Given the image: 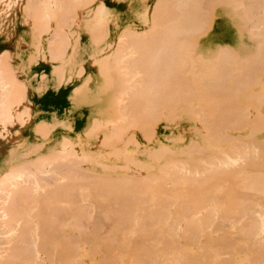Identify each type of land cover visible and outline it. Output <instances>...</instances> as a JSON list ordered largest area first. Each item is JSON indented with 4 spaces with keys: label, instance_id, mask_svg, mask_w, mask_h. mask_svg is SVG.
<instances>
[{
    "label": "rangeland",
    "instance_id": "obj_1",
    "mask_svg": "<svg viewBox=\"0 0 264 264\" xmlns=\"http://www.w3.org/2000/svg\"><path fill=\"white\" fill-rule=\"evenodd\" d=\"M10 1L8 0V4L10 3ZM15 1H17V2L13 3L14 2V0H13V2H12L13 4L11 6L8 5V7L5 6L6 4L4 5V7H3V4H0V5H2V6H0V64L6 63V65H10L7 68L4 67V69H3V64L0 65V94L2 95L3 92H1V91L3 89H4L3 91L9 89V91L11 93H12V91L16 92L17 94H15V93L14 94H15V96L17 95L16 98H18L20 100V103H19L20 105L17 103L18 105L16 104V105L12 106V108L15 112V114H14V112L13 113L11 112V110H12V108H10L11 103L13 104L14 102L15 103L19 102V100L16 101L15 100L16 98L12 99L11 97H13V96L9 91L8 92L11 95L8 92H7V94H5L6 91L3 93L4 94L3 98H5V99H8L7 97L10 98L7 100V104H9V101H11V100H13L14 102L12 101L10 103V105L8 106L11 109V110L9 109V112H11V115L8 114L9 112L6 113V116L8 114V115H10V117L4 116V118H3V119H5V117H6V118H10L11 120L10 119L2 120L0 117L1 121H3L2 122L3 126L6 125L5 128H7V125H9L8 126L9 127L8 128L9 134L8 135H11V136H8V135L7 136H8V139L11 138V140H12V141L11 140H5V139H7L6 137L4 138V136L6 134L3 135L2 132L7 133V131H3V126L1 125L0 127L2 128V130H0V132H1L0 136H1L2 140L0 139V156H1L0 157V177H1V179H2V177H6V175L13 168L12 166H16V164L21 165L23 163H29V162L30 163L35 162V164H36V162L38 163L37 160L41 158V160L46 159L48 162V164H45V165H47L46 168L44 167L46 171H44V168H43V166H45V165H43V166L41 165L43 168V171H42L43 173L37 171L38 173H40V174L37 173L38 175L36 173H33L32 172L33 169H31V172L33 173L32 175L34 176V174H36L34 176V178L40 179L43 182V180H44L43 178H45V180H47L50 176L54 177L53 173L55 172V174H57L55 178L58 180L62 176L64 177L65 173H68L71 171V173H69V174H71V177L73 176V177H75V179L77 177H80V179L78 178L79 180H82V178H83L85 181H87V182H85L84 180H82V182H81L78 179L75 181V179L70 178V175H69L68 178H70V180H72V179L74 180V181H70L67 179L68 181H70L69 184L72 185L71 188H70L69 184H66V182H68V181H65V183H64V180H66V179H64L63 182H62V180L60 181V184L64 183V184L68 185V188L64 189L67 186H65L63 188L64 190H66L68 192H70V190L74 189L73 186H75L76 188L73 191L76 193H77L76 189L78 188V185H80V184H78V185L76 183L72 184V182H77V181L80 182L81 185L79 186V189H78V192H80V193L76 194L72 191L73 194L79 195L78 196L79 199H80V197L82 199V197H83L82 195H85V196L87 195L86 196L87 200L85 198H83L84 202L77 198L78 201L76 200L75 203H73L71 201V203H70L71 205H70L69 204L70 201H69L67 204H69L70 207H68L69 205L66 206L67 205L66 200L63 199L66 202L61 200L60 202L63 201L62 203L66 204V205L64 204L65 206L62 207L63 209L64 208H71L73 210L75 209V211H78L76 208H77V205L79 203H81L84 208L86 206H88V208L92 209V210H89L86 207L87 209L85 208V210H84L86 213L90 212V214H92V216H91L89 213H87L91 217L90 216L88 217L85 214V216L88 217V219H86V218L84 219L85 216L84 217L82 216V218H80V219H83V220H80L79 217L76 216L78 219V221H77L76 218H74V215L69 213V215L71 214V216H73L74 219L73 218L70 219L71 216L69 217V215H65V216L62 215L61 216L62 219L56 220L58 223L57 225L60 224L61 220H62V222H61L62 226L64 225V222H65V225H64L65 228H63L61 225H60V228L61 229L63 228V231L67 230V231H65V233L68 234V236H67L68 238H66V239H69V237L71 235H74V233H75L74 237H76V238H74L73 242L75 243V241H76L75 244L77 245V243H79V245H80V247L76 246V250L80 249L77 251H81V252H77V251L74 252V253H76L75 256H77V254L79 253L78 255H80L79 256L80 259L77 258L78 256L77 257L74 256L75 259L71 258L72 263H70V264H73V262H75V261L77 262V264H79L82 256L84 258L81 260L83 262L81 264H92V262L94 264H99V263L103 264V262H102L103 260L105 261V264H120V263L122 264V262H124V261L125 262L123 264H135V263H133V261L135 259H137L138 264H145V263L151 264L150 262L152 261V258H153L152 264H155V263L156 264L157 263L158 264H206V263L209 264V263H213V260H215L216 264H264V245H263L264 240L256 242L255 238L254 239L251 238L252 236L248 235V232H246V233L242 232L243 230H241V231L239 230L240 232H238V233H236L235 231H231L232 228H235V227L231 228V226H233L235 223H236L235 225H237L236 228H240V229L242 228V225H244V224L249 225V220L251 219L250 218V212H251L250 209L252 208V206H254L252 209L259 208L256 205L258 203L263 204L264 192L257 193L256 191L254 192L252 190L247 191V194L249 192H250V194H248V195L245 194V197L252 195L251 192L252 193L254 192L256 194V196L257 195L258 196L255 197V195H254L253 199L254 200L256 199L257 201L253 200L254 202H252L253 204H251V205H249L250 204L249 203L250 197L247 201L248 205H247V203H245L246 201L243 202L244 205L245 204L247 205V207L244 206L245 207V210H244V208H242L243 204H241L242 202L239 200V195H241L242 192L240 191V189H237V187L239 185H241V183H239L238 186L234 185V184H236L238 178L241 177V180H242L244 175L243 176L238 175V178L235 180L236 181L235 183H233V181H234L233 178L230 179L227 177L229 181L225 180L226 181V183H225L223 180V183L225 185L227 184L228 187H231V188L227 189L225 187L227 189V194L223 193V196L227 197L228 195L230 196V194H231L234 196V198L235 197L237 198V199L235 198L236 201L234 202V204L231 203L229 196L227 198V199H229L228 202H226L227 205H230V206L235 205V208L230 207L231 208L230 209L228 207L230 210H232V213H231V211H228L229 209H227V210H221L220 209V207H219V206H221L220 203L222 202L221 203L222 206L224 205L223 201H222L223 198L221 197V195L219 196V194H217L218 195L217 196L216 193H219V190L221 189V187H219V185L218 186L215 185L216 187H219L218 189L216 188L218 190V192H216V191H215L216 193L213 192V194H215L217 196V200L215 199L216 198V196H215V198L213 199L214 204L211 203L210 204L211 207L207 208V212L211 211L213 213L212 214L213 215V222H212V225L210 226L211 229L210 228L206 229L210 233L209 236H211V237H209L208 234H205L206 232H204V231H200L198 229L191 228V227L189 229L188 228L189 224H187L185 222L186 220L184 219L183 216H180L181 213L179 214V211H174V209H176V208H178L176 210H179L180 207L182 209V207H183L182 205H184V203H186V202H184L186 199V198L184 199V197H186L187 191L185 190V192H183L184 189H182L181 187L178 189L179 185H177L176 183L175 184H176L177 188H175L176 186L174 187V185H175L174 184V182H175L174 178H173V180L171 179V181L168 180L169 179V175H168L169 173H172L173 175L176 174V178H177L178 175L176 172H178L179 176L184 177V173L186 174V171L181 172V170L184 171L187 166L188 167L190 166L189 168H187L188 169L187 172L190 170V172L193 174L194 170L192 168L194 166L195 171L197 170V173H198V171L200 169L203 170L202 168H204V165L203 164L200 165V163L205 162V166L208 167L211 164V161H209V159L213 160V158L216 157V159H215V161H216L219 158H223L224 154L232 155L233 158H235L236 156L238 158L241 157L242 163L240 162V159H239V164L237 163V161H238L237 160L236 165L238 164V166H239L240 164H246V167H248L246 173H249L248 175H262L263 174L264 171L262 172L261 169L264 170L263 169L264 165L262 166V164H264V161H263V159H262V161H260V159H259L260 155H262V154L264 155V127H263L264 126V121H263V119H264V94H262V93H264V90H263L264 85L260 83V81L264 83V81H263V79H264V74H263L264 73L263 72L264 71V68H263L264 59L262 61V58H264V56H263L264 53H262L261 50H258L260 48L258 43L260 41L261 42L263 41L262 37L259 35V34H261V32L260 31L258 32L254 28L251 31V29H250L252 27L251 22H248L247 25H245L246 23H244L242 20H238V18L236 17V14L234 15V17L233 16L230 17L231 16V15L229 16L230 13L228 14L226 12L227 16H228V19H227V17L224 16V12L223 13L221 12L220 14L216 15V17L214 19L215 23H214L213 28L208 29V31L205 32V34H203L204 36L201 34V36H203V37L200 36V39L199 38H198V40L196 39L197 41L194 40L196 42V45L193 44V46H192L193 40L191 37H193V38L195 37V36H192V34L187 33V36H186V33L183 32V33H181L182 35H180V34L177 35L175 37V39L177 38L176 41H175V39H174V41H172L173 45L174 46L176 45L175 46L176 48L174 46L170 47L172 43L168 44L169 48L172 50H168L169 48H167L168 46H166V49L159 56L160 59L159 58L157 59L159 65L162 63L164 66L162 64L160 66H158L157 61H153L154 62V64H152L153 66L148 64V67L146 68L149 71L148 72L146 70V72H148V75L149 74L151 75L152 71L154 73L157 72L159 75H161V76H159V75H157V73L151 75L152 78H154V76H156L155 79L157 80V82L155 79H154L155 82H154V80L149 79L150 82L148 84V86L150 87V84L153 83V85L151 86V87H153L156 85V84L154 85V83H157V86H155V87H157V89L155 90L154 89L155 87H153V88L150 87V89H151L150 92L153 91L152 97H155V95H156L157 100H158V98H160V100H158V101L161 103L163 102V105H159V102L156 103L157 100H155V102H153L156 97L155 98H151V97L148 98V99L152 100V101H150V100L149 101L156 103V104H158V106L165 109V110L164 109L160 110L161 108L157 109L158 106L155 105L156 107L154 106V108L153 107L152 108L154 110H156V109L158 110L156 112H158L159 114H156V112L151 107H147V105H145V104H148L145 101V99L143 100L144 102L139 100V103L141 101V103L139 104L140 108L137 106L138 102L133 103L132 99H131V101H130V99L128 100V98H132L133 94H135V95L139 94V92L135 93L138 89L137 86H136V89H134L133 91L131 89H127V88H126V90L121 89L123 97H126L127 95L130 97L127 96L126 97L127 99L124 98L125 100L124 99H123V101L121 100L120 104L118 103L119 105L117 104L116 107H114V104L116 103V99L117 98L122 99V95H121V97H119L120 92H117V88L119 89L120 87H118V86H120L121 84H124V82H122V78H124L123 73H126V72H124V70H123V73L118 72L119 71L118 69H123L122 67L124 65H122L123 63H121L120 65L118 64L117 65L118 68H117V66L114 65V63H113L115 61H112V60H114L112 53H114V50L118 44L120 45V47L123 45L122 42L118 43L120 41L118 39H120V36L123 37L124 35H127L126 30L127 31L132 30L135 32H138V31L142 32L143 30L147 31L150 28H153L156 31V35H157L158 32H160L164 28L166 23H171L173 21V17L177 16L178 10L176 11V9L174 8L176 0L175 1L174 0H52V1H50V4L53 5L52 6L53 8L51 6L50 7L55 12L53 10H51L50 7H49V9H48V7H46L47 9H45L44 6L49 5V3L46 4L47 3V2H45L46 0H44L45 4H44V2H42L43 0L42 1L41 0H15ZM0 2L2 3L4 1H0ZM54 2H56V4L58 3L59 6L56 5ZM164 2H165L166 8H164V6H162ZM167 2H169V3L171 2V3L169 4ZM54 5L56 6V8ZM100 5H103L105 7V9H107V11H108L107 16L105 17L106 19L104 22H98V20H97V16H98L97 13H98ZM100 7H102V6H100ZM57 8H59L60 10H57ZM164 9L167 12H163ZM229 11L231 12V10H229ZM234 12H233V14H234ZM44 13L46 14L47 17L45 16ZM172 13H176V14L172 15ZM167 14H168V16H167ZM33 16H34V18H33ZM221 19L227 20V21H223ZM220 22H223V23L221 24ZM233 22H236V23H233ZM231 23L234 24V26H235L234 28H236V30L233 28ZM154 24H155V26H154ZM236 24L241 27L242 31H241V29H239L240 28L239 26L237 27ZM215 25L216 26L219 25V27L218 26L216 27ZM226 26H227V29H226ZM221 29H223V30H221ZM260 30H261V28H260ZM123 31H124V33H123ZM237 31H240L241 33L238 32L239 33L238 34ZM122 33H123V35H122ZM214 35H215L216 40L214 38ZM233 37H234V41H233ZM180 39L182 40V42L180 41ZM186 39H188L189 42L188 41L186 42ZM243 39H244V41H243ZM57 40H60V42ZM213 40H215V41H213ZM232 41L234 42L233 44L231 43ZM56 42H58V43L56 44ZM178 42L181 45L180 50L183 47V50H181V51H179ZM121 43H122V45H121ZM190 43H191V45H190ZM237 43H238V45H237ZM213 44H215V45H213ZM227 44H231L232 46L234 45V47L233 48L231 47L232 49L231 48L230 49L232 51H234L233 52L234 55L236 52V54H237L236 58L233 59V61H232L233 56L229 55L232 57V58L230 57L231 60H229L230 58H228L229 57L228 56L227 57L228 61L226 60L227 59L226 58L225 59L226 63L225 62L221 63V65H220V71L221 72L220 71L219 72L220 73L223 72V73L220 74L218 72V74H219L218 76H221V78L219 77V79H217V81L214 78L213 80L215 82H214V84L212 83L211 85L212 86L214 85V87L217 88V86H215L216 83H218V84L220 83L219 84L220 86H221V83H223L224 85L222 84L223 86H221V89L225 88L223 91L224 92L226 91L225 94L229 98V97L233 96V93L230 94V92H228L229 90L227 91L228 88L225 87V83H229V85L234 86L236 81L241 82V83L244 82V84H241V83L237 84V82H236L235 87H237L239 92H242V91L243 92L241 93L242 95L239 93L240 95H239L238 102H235L234 104L231 103L232 105H230V103H227V102L225 103V101H226L225 96L226 95L224 94V92L222 90H219L220 87L218 86L219 88H217L218 89L217 92L219 94L216 93L218 95V99H220V101L219 100L218 101L220 103L223 102L222 103L223 105L228 104L229 106H231L233 108V110L230 109L229 111L228 110H221L220 108H217V106L215 108H214V106H213V108H211V106L208 103H207L208 105L206 104L205 100H203V98H202V90L205 88L204 84L206 83L207 79H205L204 76L201 75V73L204 74L203 73L204 72L203 71L204 70L203 69V63H205L202 60H210L213 62L216 58L215 57L217 55L216 53H219L220 51H223V50L227 51L225 49V46H227ZM58 45L60 46L61 49L59 48ZM177 45H178V47H177ZM257 45H258V48L256 49ZM57 46L61 52L58 51L59 49L56 48ZM209 46H211V47H209ZM217 46H219L218 49H216ZM188 47L189 48L192 47V49L188 50ZM220 47H222L221 48L222 50H219ZM239 47H243V48H241V50H240ZM246 47H248V48H246ZM174 48H175V51H173ZM204 48H211L212 51H210V53H209L208 49L204 50ZM255 49L258 51L256 54H255V52H256ZM231 50H228V51L232 52ZM245 50H247V52ZM182 51H185V52H183L181 54H184V53H188V54L185 56L182 55L183 57L180 58L181 57L180 52H182ZM190 51L193 52V54H191ZM244 51H245V53H243ZM55 52H57V54H55ZM165 52H167L166 57L169 56V58L164 57ZM174 52H177L178 54L175 53V55H176L175 56ZM196 54H199V56ZM255 55H256V57H255ZM172 56H175L173 59L174 62L171 61L168 63V60L170 58H172ZM196 56H198V58ZM257 56L259 58H257ZM260 56H263V57L261 58ZM199 57H202V58L200 59ZM204 57H207V58H204ZM183 58H185V60ZM252 58H253V60H252ZM161 59L166 60V62L165 61L164 62L167 63V65L168 64H170V65L167 66L166 64H164V62H161L162 61ZM187 59L188 60L193 59L194 60L193 62L195 64L190 65V62L192 63V60L189 63H187L188 62ZM197 59H199V61H196ZM246 59H248V61H246L247 63L245 62ZM250 59L252 61H254L255 63L258 62L259 64L260 63L261 64L259 65L258 63H256V65H255L254 62L250 61ZM260 59L262 62H259ZM170 60H172V59H170ZM186 60H187V62H186L187 65L185 63ZM240 61H243V62H240ZM105 62L108 63V66H106ZM181 62H183V64L185 63L186 66H183V64ZM233 62L235 64H233ZM250 62H252V63L250 64ZM171 63H173V65ZM174 63L176 64V66ZM200 63L202 65H200ZM155 64H156V66H155ZM180 64H182V65H180ZM243 64H244V66H243ZM149 65H150V68H149ZM189 65H190V67H189ZM234 65H235V67H233ZM112 66H114V67H112ZM151 66L154 67V69H152ZM174 66L176 67V69ZM191 66H192V68H191ZM238 66H240L241 68ZM106 67L108 69L110 68V70H108L109 72L107 70L105 72H108V73H105L104 71L103 72L105 74H108V76L104 74L105 77L107 76L108 79H112V81H110L111 83H109V80L104 77V75L102 74L103 72L102 71L100 72V69L104 70ZM160 67H162V69ZM186 67H188V68L186 69ZM260 67H262L261 70H260ZM171 68L173 70L175 69L176 71L174 70V72H173V70ZM225 68H228V69H225ZM229 68L230 69L232 68V69L230 70ZM114 69L116 71H114ZM160 69H161V72L158 71ZM169 69H171V70H169ZM182 69H183V71H182ZM4 70L7 71V76L10 77V79H12L11 83H9V81H10L9 78H7V79H9V81L5 79L4 76L6 75L5 74L6 71H4ZM164 70H166V71H164ZM225 70L227 71V73L225 72ZM177 71H179V72H177ZM192 71H193V74L195 76L191 74ZM228 71H231V72H228ZM259 71H261L262 73L261 72L258 73ZM113 72H115V73H113ZM172 72L175 74H173ZM165 73H168V75H170V76L166 75ZM162 74L166 75V76H162ZM223 74L225 75V77L222 76ZM226 74H228V75L226 76ZM231 74H233V75L236 74V75H238V77L237 76L232 77ZM171 76H173V77H171ZM185 76H186L187 80L189 81V85L187 83V80L185 79ZM245 76H246L247 80L245 79ZM179 77L184 78V80H183V78H181L182 83H181ZM190 77L193 81L190 79ZM230 77H232L234 79L238 78V80L234 81V79H231ZM126 78H127V76H126ZM164 78H166V79H164ZM168 78H170L171 82ZM224 78H226V79H224ZM143 79L144 78H142V80ZM158 79H159L160 84L164 83V84H161L162 86L159 85ZM173 79L175 81V86H177V87H174ZM252 79H253V81L251 82ZM151 80L153 82H151ZM161 80H163V81H161ZM221 80H224V82ZM3 81H4V83H3ZM7 81H8V83H7ZM191 81H192V83H191ZM249 81H250V83H249ZM193 82H195V85ZM246 82H247V84H246ZM107 83H109V84H107ZM117 83H119V84H117ZM146 83H148V82H146ZM146 83L144 82L143 85H145ZM171 83H172L173 87L171 86ZM178 84H180V85H178ZM218 84H216V85H218ZM158 85L161 88L163 87V85H164V87L161 89V88H159ZM183 85L185 87H183ZM190 85L194 86L193 90L190 88ZM238 85H239V87H238ZM106 86H107V88H106ZM108 86L111 88H108ZM131 86H133V83ZM170 86H171V91L173 89L176 91L173 90L171 92L169 90ZM178 86L180 88H178ZM15 87H17V88H15ZM80 88H81V90H79ZM164 88L166 89V91ZM175 88H178V90ZM189 88L191 90H189ZM198 88L201 89L200 93H197ZM150 89H148V91ZM153 89L155 90V92ZM181 89L185 90L184 92H186L185 94L187 95V97H186V95L184 97V92ZM241 89H242V91H240ZM243 89H245V90H243ZM14 90H16V91H14ZM127 90L128 91L131 90L132 92L131 91L127 92V94H125L126 95L125 96L124 93ZM157 90H158V92H157ZM159 90H162V91H160V93H159ZM168 90H169V93L171 92L172 95L170 94L169 96H171V98H173V100H171V99L169 100L170 97H167L169 94ZM188 90L191 92H188ZM250 90H251V92H250ZM79 91H80V93L81 92L82 93L79 96H77L79 94ZM177 91H179V92H177ZM255 91H258L259 93H256ZM164 92H167V93H164ZM187 92H188V94H187ZM260 92H262V93H260ZM129 93H131V94L129 95ZM148 93L149 92H147V97H148ZM180 93H182V94L180 95ZM253 93H256V94L253 95ZM8 94L11 97L10 96L5 97ZM115 94H116V96H115ZM150 94L151 93H149V95ZM157 94L158 95L161 94L160 97H158ZM164 94H166V95H164ZM261 94H262V96L259 97ZM161 96L164 97L163 98L164 101H163ZM165 96L167 98V101L165 100L166 99ZM227 96H226V98H227ZM250 96H251V98H250ZM237 97L238 96H235L236 99H237ZM3 98L0 99V102L3 101ZM177 98L179 101L177 100ZM182 98H184L185 100ZM186 98H188L187 101L191 102V103L187 102L189 104L188 106L186 103ZM198 98H200V99H198ZM222 99H224V101H222ZM180 100H183L184 102L181 101L182 102L181 103ZM125 101H127V102H125ZM168 101H171V106H170V102H168ZM176 101L178 102V104H175ZM113 102H115V103L113 104ZM122 102H123V104H121ZM124 102H125V104H124ZM166 102H168V103H166ZM179 102L181 103V105H179L180 104ZM2 103H3V105L5 104L4 101ZM128 103L130 105H131V103H133L132 107L129 106ZM185 103H186V105H183ZM126 104L128 105L127 110H125ZM167 104L169 106H167ZM238 104H240L241 106ZM120 105H121V107H120ZM124 105H125V107H124ZM144 105L146 106L147 109L144 107ZM164 105H166L165 106L166 108L162 107ZM148 106H149V104H148ZM150 106H153V105L150 104ZM186 106L188 109H186ZM242 106L246 107L247 109L243 108ZM141 107L142 108L144 107V109L142 110ZM241 107H242L243 111L240 109ZM6 108H7V106L5 107V110H6ZM116 108L119 110L120 113L118 112V110H116ZM120 109H121V111H120ZM145 109L149 112H150V110L153 111L150 113H152L154 116L150 115ZM175 109H178V110L175 111ZM139 110H142L144 112V113H142V115L144 117H142V115L140 114L141 112ZM172 110H174L175 112ZM239 110L242 111V113L244 112L246 114H248V113L249 114L248 115L245 114L246 116L244 115L245 117H242L243 114L241 113L242 114L241 115ZM3 111H4V109H3ZM115 111H117L119 114L116 113ZM122 111H125V112L121 113ZM127 111L128 112L131 111L132 113L134 112V114H136V116L138 114V117L136 119L134 118V121L136 123L134 125V127H133V125H131V124H134L132 116H131L132 121H130L131 112L128 114ZM171 111H172L173 115H171L172 114ZM145 112H146V114H145ZM215 112H216L217 117L214 116ZM223 112H225V113H223ZM234 112H236L237 116H235V114H233ZM147 113L149 115H147ZM23 114H24L25 120L23 119ZM122 114L125 115L126 117L123 116ZM139 114H140L142 119L140 118ZM2 115H4V114L2 113ZM127 115H129L128 118H127ZM131 115H133V114H131ZM161 115L162 116L165 115V116H163L164 118ZM168 115L170 117H168ZM145 116L146 117H148V116L152 117L153 116L155 119L151 118V117H148L147 119H148V121L150 119L151 120L153 119L154 122H152L151 120L149 122L146 121ZM172 116L173 117L175 116V117L173 118ZM224 117H226L228 123L225 122L226 120ZM235 117H236V119H235ZM19 118H22L23 120L19 119ZM114 118L117 119V122L120 121L121 126L119 125V123L116 122V120ZM122 118H125L128 120V121H126L123 119L126 123L129 122L128 125L122 120ZM165 118H166V120H164ZM213 118H214V121H213ZM138 119L139 120L141 119L140 120L141 122H139ZM144 119H145V122H144ZM21 120L24 121L22 123V125H20ZM4 121H6V123L7 122L8 123L6 124ZM9 121H10V123H9ZM203 121H205L206 125L208 124L207 127H206V125H204L205 127L202 126ZM207 121H209V123L211 122V124H209ZM215 121H217V122H215ZM137 123H139V124H137ZM200 123H201V125H200ZM122 124L123 125L126 124L128 126L127 127L128 129L125 127L126 125L123 126L127 129V130L125 129L124 132L122 131ZM129 124L131 126H129ZM215 124L218 126H215ZM41 125L43 126V131L41 130L42 131L41 133L36 132L37 131L36 129L39 128ZM114 126L116 128H113ZM136 126L138 127V129ZM144 126H146V128H144ZM230 126H232V127H230ZM217 127L219 128V131H218V129H216ZM5 128H4V130H6ZM113 129L116 131V133L113 131ZM117 129H119V131L121 132V134H119V136H118V130ZM38 130H40V129H38ZM46 130H47V132H46ZM139 130H140V132H139ZM205 131H207V132H205ZM203 133H205V134H203ZM208 133L210 135H208ZM44 134H46V135H44ZM2 135H3V137H2ZM149 135H150V137H149ZM128 137H129V139H128ZM3 138H4V140H3ZM125 141H127V142H125ZM205 141H209V142L208 143L206 142V144H205ZM18 144H21V145H19V147H16V146H18ZM212 145L213 146L215 145V146L212 147ZM227 147L229 148L230 152H229V150H227L228 149ZM256 147H257V149H256ZM163 148L165 149L164 151H163ZM205 148H207V150L208 149L212 150L213 152L210 153V151L208 150L209 151L208 152ZM243 148L246 150H244ZM11 150H12V152H10ZM64 151H66V153ZM158 151L160 153L162 151L163 153L157 154ZM204 151H207V152H204ZM251 151H252V154L256 152L255 155L256 154L258 155V157L256 156V159L254 157H252L255 155H252ZM9 152L12 155L8 154ZM152 152H153V154H152ZM19 153H21L22 155ZM64 153H65V155L67 154L66 157L64 156ZM73 153H75V154H73ZM196 153H198V154H196ZM220 153H224V154L221 155ZM13 154L15 155V157ZM16 154H17V156H16ZM80 154L83 156H81ZM242 154H243V156H241ZM8 155H10V157ZM62 155H63V157H60ZM71 155H73V156L75 155L74 161H76L77 164H76V162H74L72 160L73 156H71ZM149 155H151V156H149ZM204 155H206V156H204ZM213 155H215V156H213ZM54 156H55V158L60 157L59 159L57 158V160L60 163V165L62 164L61 166L58 164L57 160L55 158H53ZM68 156H71V157H69L70 160L68 159ZM78 157L79 158L81 157V159H80L81 161L77 159ZM124 157H125V159H124ZM250 157L253 159H251ZM14 158H15V160H14ZM82 158L84 160L83 163H82V161H83ZM205 158H206V160L204 161ZM260 158H262V157H260ZM7 159H8V161H7ZM49 159H51V162L53 161V163L48 161ZM85 159H86V161H85ZM67 160H68V164L66 163ZM71 160L73 161V164H75V165L72 164ZM256 160L258 162L260 161L261 163L262 162L263 163L260 165V163H258ZM78 161H80L81 163ZM137 161H139V162L137 163ZM208 161L210 163L207 166L206 162L208 164ZM44 162H46V161L44 160ZM49 162H50V164H49ZM69 162H70V165H69ZM134 162H135V164H134ZM63 163H65V165ZM214 163L216 164V162H213V164ZM231 163H232V161H231ZM41 164H44L43 161ZM195 164H196V166H195ZM25 166H26V164H25ZM29 166H31V165H29ZM197 166L200 167V169L197 168ZM21 167H23V166H21ZM209 167H211V166H209ZM212 167H214V166H212ZM259 167H261V169H259ZM56 168L58 169V171L56 170ZM177 169H178V171H175ZM206 169H208L207 171L211 170L209 168H206ZM8 170H9V172H8ZM59 170L61 172H59ZM76 170H77V172H76ZM6 171H7V174H5ZM255 171H257V172L255 173ZM76 173H77V175H76ZM257 173H259V174H257ZM2 174H5V176H2ZM24 174L27 175V172ZM28 174L30 175V173H28ZM194 174H196V173H194ZM198 174H196V175H198ZM22 175L23 174H21V176ZM25 175H23L24 178H25ZM32 175H30V176H32ZM60 175H61V177H60ZM79 175H81V176H79ZM57 176L60 178H57ZM83 176L86 177L88 180L86 178H84ZM120 176L123 178H121ZM179 176H178V178H180ZM41 177H42V179H41ZM97 177H100L101 180H100V178L98 179ZM163 177H166L165 179L168 180L167 183H165L166 180L164 181ZM193 177H195V175ZM199 177H202V176H199ZM212 177H213V175H212ZM212 177H211V179L213 180L214 178H212ZM24 178L23 177L20 178V176H19V178L15 179V180L21 182L22 179H24ZM50 178H52V177H50ZM66 178H67V175H66ZM203 178H205V177H203ZM218 178L219 177H217V179ZM28 179H27V182L29 181ZM49 179L47 181L52 182V183H55V182L59 183V181L54 182V181H50ZM183 179H181V180H183ZM221 179H223V178H221ZM232 179H233V181H232ZM30 180H32L31 177H30ZM95 180L99 181V182L101 181L104 183L101 184V182H100V184L98 185L99 182H96ZM107 180L108 181L110 180L113 183L115 182L114 183L115 187H112L113 189L114 188H117V189L120 188L118 185L121 184L122 186L120 185L121 186L120 189L123 190L126 187V185L129 184L132 186L137 185V187L136 186L129 187V189L132 188V192L135 191L136 188L138 190V188H140V185H141V190L143 187L144 188L143 191H145L147 188L146 186L149 185V186H152L155 188H157V186H158V189H160V190L162 189L161 191L162 192L164 191V193H166L165 191H168V190H169L168 193H170V192L174 193L173 195L177 196L178 199L176 200V198H175V200H176L175 202L169 201V199H167L168 204H167V201L164 203L167 206H169L170 209L169 208H168V210L166 209V212L168 211L169 215L168 214L166 215L165 213H163V214H165V216H167V218H168V216H170L172 214V216L169 217L172 219L168 218L171 221H168L167 219H166L167 220L166 221L165 220L166 217L162 216L163 214L162 215L160 214V215L163 217V219H164L163 221H165V222L159 221L161 216L158 215L159 214L158 210L161 208H159L157 210L158 211V214H157L156 210L154 209L156 207L152 206V209L155 211L154 212L155 220L157 218L155 215H158V217L160 216L159 219L156 221L162 222V223H160V224H162V226L164 225L163 223L168 224V222H169L168 227H167V225H165V227H162L161 225H159V223H158V225H155L157 223L154 221V217L151 216L152 213H151V215L149 213V212H151L150 210H152V209H150L149 211L147 210L151 207H147V205L145 206V203L148 204V202H144V205L142 208V209H144V207L146 208V209H144V211L142 209L140 211L138 209L139 207L138 208L136 207V208L140 211V213H143L142 216L145 213H149L147 215V217L149 215L152 217L153 224H151L149 222V219L151 220L150 216L148 218V221L147 220L145 221V219H144V218H146V215H145V217L143 216L144 218L142 216L141 217L138 216L139 218H141V220L142 219H144V220H143V223H141L142 221H137L138 225H139V223H141V227H140V225L136 226L135 223H137V222L134 220L135 219L134 217H136V219H137V215L138 214L140 215V213L137 212V210H135L136 209L135 206L137 204L136 199L138 200V198H139L138 202H141L140 199L146 200V201L149 199L150 202L152 201L154 204L156 202H154L155 197L153 198V196H152L153 192L152 193L150 192L151 194L148 193L149 194L148 195L146 193L149 192V190L145 191L146 192L145 193L146 198L145 197L142 198V196L139 194L140 189L138 190V194L140 195V197L138 195H137L138 196L137 197L135 194L136 192H134V194L132 195L131 191H129V190L126 191L128 189L127 188L126 190L124 189L123 191L124 192L126 191V193L129 192L128 193L129 195L124 193V194H126V196H125L122 193L124 196L121 194V198L124 200H120L119 199L120 197L116 198V196H115L116 195L115 193H117V189H115L116 190L115 193H113L114 191L108 192V191H111L110 187L112 186L111 185L112 182H109V184H110V187H109L108 182H106ZM181 180H179V181H181ZM205 180H206V178H205ZM208 180H209V177H208L207 181ZM47 181H44V182H47ZM120 181H121V183H120ZM127 181H128V183H127ZM198 181H197V183H198ZM200 181H203V180L200 179ZM215 181H214V183H216ZM230 181H232V182L230 183ZM88 182H89L88 185H90L91 183L92 184L94 183V185H90V186L86 185V187H88L86 189V187L83 185L87 184ZM116 182L119 184L117 185ZM209 182L212 183V181H210V180L208 181V183H206V181H205V183H206L205 185L206 186H207V184L209 185ZM217 182H218V180H217ZM227 182H229V183H227ZM25 183H26V181H25ZM25 183H23V184L26 185ZM52 183H50V184H52ZM124 183H126V184L123 188ZM177 183L179 184L178 181H177ZM200 183L201 182H199V184ZM0 184H1V182H0ZM2 184H4L6 186L5 189H8L7 186L10 183L8 184V182H6V184L5 183H2ZM2 184H1V186H2L1 188H3V190H5L4 189L5 186L3 187ZM60 184H58V186H60ZM95 184H96V188H97L96 190L94 188ZM224 184H222V185H224ZM53 185H55V184H53ZM102 185H104L103 187H105V189L102 187ZM180 185H182V184L180 183ZM58 186H54V187L51 186V190H53V188L55 190V187H58ZM91 186L93 187V189L97 193H95L94 190H91ZM116 186H118V187H116ZM242 186L243 185H241L239 187H242ZM100 187H101V189H100ZM82 189H84L85 192ZM98 189L100 190L99 192H98ZM120 189H118V190L121 191ZM216 189H212V190H216ZM246 190L247 189H245L244 191H246ZM0 191H2V189ZM86 191H88V194H86L87 193ZM102 191H104L105 193H103ZM123 191H121V192H123ZM152 191H155V190H152ZM156 191L158 192L159 190H156ZM161 191H159L160 193H157V194H155L156 193L155 192L154 195L161 194L162 193ZM178 191H180V193H178ZM81 192H83L84 194ZM121 192H119V193H121ZM221 192H223V190ZM94 193L97 194L101 198L103 196H105V197H103L102 199L100 198V200H99L98 196H96ZM111 193H113V194H111ZM140 193H142V192H140ZM181 193H183L182 196H181ZM89 195H91V196L89 197ZM110 195H112L113 198L115 196V199H114L115 201L113 200V198ZM134 195L136 197H134ZM142 195H144V193ZM169 195L167 194V197ZM243 195L240 196L241 200H242L241 197ZM259 195H260V197H259ZM92 196L95 197L93 199L94 201L92 200ZM162 196H161V198H163V201H164L165 195L163 197ZM179 196H181V197H179ZM110 197H111V199H110ZM159 197H157V200ZM170 197H171V195H170ZM251 197H253V196H251ZM4 198H5V196H4ZM96 198H98V199L96 200ZM257 198H259V199H257ZM215 200H216V202L218 201V203H217L218 204L217 206L219 207L218 211L216 208L217 206L215 205L216 204ZM88 201L89 202L91 201L92 204L88 203ZM126 201L129 203L127 204ZM159 201H161V200H158V203H160V205H159V207H160L162 203ZM2 202H4V201H2ZM60 202L57 203L58 205L57 204L56 205L59 206V204H61ZM98 202H99V204H98ZM117 202L118 203L120 202L119 203L120 205H117L118 204ZM134 202H136V203L134 204ZM152 202H151V204H152ZM238 202H240L239 204H241L242 206L238 207L239 206ZM0 204L2 205L1 202H0ZM73 204H75L76 207H74ZM81 204H79V206H81ZM90 204H91V206H90ZM94 204L96 205L97 209L94 207L95 206ZM61 205H63V204H61ZM116 205L118 207H120L122 205L123 208L121 207V209L122 210L124 209L123 210L124 214H126V212H127L126 215H128L129 212L130 213L132 212L131 214H133V215H131L129 213V215H131V217L134 216V214H136V213H134L135 211L137 212V214L134 217H132V218L130 217L131 220L128 219L127 217H124L125 215L124 216L122 215V217H124L123 219L129 220L130 222L133 220L134 223H132V224L129 223V224L131 227H132V225L136 226V228H133V229H136V230L142 229V231L137 230L138 232L135 230L136 233H138V234L141 233V236L136 234L132 228H130L129 226H126V224L128 225L129 221L128 222H126L125 220L123 221L122 218L120 220L118 219L121 214L119 215V213L117 212L118 207ZM125 205H127V206L125 207ZM139 205H140V207H142L141 203ZM149 205H150V203L148 204V206ZM115 206L117 207L116 209L114 208ZM248 206H249V208H248ZM258 206H260V204H258ZM59 207H61V206H59ZM163 207L164 206L162 205V208ZM247 208H248V210H247ZM163 209H161V211H163ZM106 210L108 211L107 218H106V213H104L105 214V219H104L103 218L104 214H99V213L107 212ZM118 210H119V208H118ZM260 210L262 213L264 212V204L262 205V207H260ZM115 211L117 212L119 217H117ZM113 212H114V214H113ZM257 213H256V215H259V213L258 214ZM83 214H84V212H83ZM244 214H246V216L244 218H241ZM1 215L2 214L0 212V216ZM113 215H116V216L112 217ZM181 215H183V214H181ZM262 215H263V217L262 216H259V217L261 219L263 218V220H264V213ZM2 217H3V215H2ZM116 217H117V219H116ZM224 217H225V219H223ZM2 219L0 220V223H1ZM67 220H70V221H67ZM74 220L77 221L76 225L74 223L75 222ZM85 220H88V223H86L87 221H85ZM219 220L224 225V227H222L223 230L221 231V233H220V230H221L220 225L221 224L219 223L220 224L219 226L216 225L217 221H219ZM106 221H108L109 223H107ZM144 221L146 224L144 223ZM226 221H227V223H226ZM78 222L82 223V224H80V226L81 225L82 226L87 225L86 226L87 228L84 227L85 232H83L82 229H84V228L82 226H81L82 229L80 228V226L78 225L79 224ZM121 222H123V223H121ZM260 222H261V220H260ZM68 223L72 224V228H70L71 225ZM224 223H226V224H224ZM94 224L95 225L98 224V225L95 226ZM73 225H75V226L78 225L79 229L78 230L73 229V227H75ZM91 225L93 227H96V228L94 229ZM142 225L144 227L146 226V228L150 225L151 228L150 229L145 228V230H144V227H142ZM152 225H154V227ZM110 226L112 228H114V230H112V228ZM156 226H159V228H157ZM225 226H226V228H225ZM124 227L130 228V231L135 233L134 235H133V233L131 235H132V239L134 238L136 243L132 239H129L130 238L129 236H131V235H129V233H131V232H129ZM216 227H219L218 228V229H220L219 232H218V229ZM5 228L4 229L0 228V232L2 231L1 232L2 235L3 234L6 235L4 233V231L6 230ZM165 228H166V230H165ZM71 229L73 231H77V232H72ZM96 229H98L99 231ZM107 229H109V230H107ZM161 229L166 231V233H164V235L162 232H165V231L160 232ZM86 230H87V232H86ZM93 230L96 232H93ZM122 230H123V232H120ZM148 230H150L149 234H152L154 237L147 236V235H149L147 232ZM156 230L158 232H160V234L156 232L157 235L162 234L164 237L161 238V236H162L161 235L160 236L161 239H156L157 238V236L155 234ZM125 231L126 232L128 231L127 232L128 234L127 233L121 234V233H124ZM151 231L153 233H151ZM82 232L85 234V236H84V234H82ZM107 232H108V235H106ZM232 232L236 233V234H233ZM95 233H96V235H95ZM102 233H103V235L104 234L106 235L105 238H107L108 236L109 237L111 236L109 239H107V241L110 240L111 243H110V241H108L109 243L106 242L105 241L106 239L104 240V243H102L103 242L102 237L104 239V236H105V235L104 236L101 235ZM112 233H114V235ZM142 233H143V235H142ZM188 234H190V235H188ZM4 235L1 236V234H0V239L2 237H4ZM77 235H78V237H77ZM125 235H128V236L125 237ZM159 235H158V237H159ZM219 235H221V236L218 237ZM231 235H234L233 239L235 238L239 243L236 240H233L231 238L232 237ZM79 236H81V237H79ZM87 236H88L89 240H88ZM113 236L114 237L116 236L115 241H114ZM134 236H136V237H134ZM97 237H99V238H97ZM4 238H2V239H4ZM6 238H7V235H6ZM82 238H83V240H82ZM140 238H142V239H140ZM71 239H73V236H71ZM79 239L81 240L80 242H79ZM99 239H101L102 242ZM147 239L149 241L153 240L150 242V243H152L153 246L151 244H148L149 241H147ZM166 239H168V240H166ZM121 240H122L123 245L121 244ZM137 240H139V241H137ZM144 240L146 241V244H145ZM164 240H166V241H164ZM211 240L213 243L211 242ZM113 241L115 244L113 243ZM141 241H143V242H141ZM203 241H205V242L203 243ZM231 241H236V243L235 242L232 243ZM82 242H83L85 247L83 246ZM94 242H96L97 244ZM116 242L119 243V244H117L119 248L117 247ZM155 242L159 243V244H157L158 246H155L156 245ZM139 244H140V246H139ZM147 244L149 245V247L147 246ZM98 245H99V247H98ZM107 245H108V249L110 248V250L107 249V247H106ZM166 245H169V247ZM141 246H142V248H141ZM151 246H152V248H151ZM160 246H163V247H160ZM74 247H75V245H74ZM86 247L88 249H86ZM89 247H92V249ZM105 247H106V249H105ZM123 247L125 248V254H123L124 253ZM132 247H135L137 249L141 248V249L140 250L136 249V251L138 252L137 253L136 251H133L135 249H132ZM154 247H156L158 249L159 253H161V252H164V253H162L161 256H158V254H156V252H155L156 249H154ZM207 247L209 248L208 250H207ZM118 249H120V250H118ZM147 249H149V250L147 251ZM150 249L153 252H155V254H153ZM160 249H163V251L162 250L160 251ZM164 249H165V251H164ZM205 249H206V251H205ZM201 250L202 251L204 250V252H202ZM145 251L148 252L149 254L151 252L152 257H150L151 254L149 255L148 253H145ZM211 251L213 253H211ZM55 252L56 251L53 252V250H51V249H45V251L43 250L42 253L40 252V254H39L40 257L36 258V259H37V261L39 260L41 264H43V262H44V264H50V261H51V263L53 262L52 264H58V263L62 264V263H60V261H58L57 253H55ZM139 252L141 255L143 254V256H141L139 254ZM196 252H197V254L198 253L199 254L197 255ZM103 253H105V254H103ZM109 253H111V254L109 255ZM144 253L146 255L145 259H147L146 261L144 259ZM91 254H93V255H91ZM98 254H100V255H98ZM118 254H120V255H118ZM136 254H138V255H136ZM209 254H213L215 256V258L211 257ZM42 255H43V257H42ZM103 255H105V256H103ZM48 256H50V259ZM51 256H55V257L52 258ZM90 256H91V258L93 257V259L91 261H90ZM97 256H99V257H97ZM122 256H125V257L122 258ZM156 256L160 257L161 259L157 258ZM203 256H205V257H203ZM87 257H88V260H87ZM105 257H107L106 260L104 259ZM113 257L115 259H113ZM137 257L139 259L140 258H142V259L139 260ZM147 257H149V258H147ZM155 257L158 259V261L156 260ZM41 258H43V259H41ZM98 258L100 260H102V259L103 260L100 261V260H98ZM117 258L119 259V260H117L118 262L116 261ZM120 258H122V261H120ZM164 258L166 259L165 260L166 263L164 261ZM208 258H209V260H207ZM211 258L212 259L214 258V259L212 260ZM123 259H124V261H123ZM149 259H151V260L149 261ZM110 260H112V261H110ZM154 260H156V261L154 262ZM170 260H172V261L170 263H167ZM203 260H206V261L203 262ZM208 261H210V262H208ZM18 263L22 264V261H20V262L18 261ZM74 264H76V263H74Z\"/></svg>",
    "mask_w": 264,
    "mask_h": 264
},
{
    "label": "bare ground",
    "instance_id": "obj_2",
    "mask_svg": "<svg viewBox=\"0 0 264 264\" xmlns=\"http://www.w3.org/2000/svg\"><path fill=\"white\" fill-rule=\"evenodd\" d=\"M0 1H4V2H0V4H3V7H4V5L5 6H7L8 7V5L9 6H11L13 3H16L17 1H15L14 0V2H13V0H9L10 1V3L8 4V0H0ZM42 1V0H41ZM50 1H52V0H46L45 2H47L46 4H48L49 3V5L48 6H44L45 7V9H47L46 7H48V9H49V7L51 6H53L52 4H50ZM175 1V0H174ZM173 1V2H174ZM7 2V3H6ZM13 2V3H12ZM42 2H44V0L42 1ZM45 2H44V4H45ZM57 2V1H56ZM56 2H54L55 4H56ZM167 3H169V2H167ZM171 3V2H170ZM169 3V4H170ZM41 4V3H40ZM39 4V5H40ZM173 4V3H172ZM42 5V4H41ZM56 5H58V3L56 4ZM61 5V4H60ZM0 6H2V5H0ZM43 6V5H42ZM55 6V5H54ZM59 6V5H58ZM100 6H102V7H100ZM99 6V10H98V13H97V20H98V22H104L105 21V17L107 16V13H108V11H107V9H105V7L103 6V5H100ZM162 6H164V8H166L165 7V2L163 3V5ZM169 6V5H168ZM167 6V7H168ZM39 7V6H38ZM50 7V8H51ZM172 7V6H171ZM6 8V7H5ZM53 8V7H52ZM51 8V10H53ZM55 8H56V6H55ZM54 8V9H55ZM61 8V7H60ZM174 8L176 9V11L178 10V13H177V16L176 17H173V21L171 22V23H166L165 24V26H164V28L160 31V32H158V34L156 35V31L153 29V28H150L149 30H143L142 32H135V31H127L126 30V34L127 35H124L123 37H121L120 36V39H118V40H120L118 43H120V42H122L123 43V45H122V43H121V47H120V45L118 46L117 45V47L115 48V50H114V53H112V56H113V58H114V60H112V61H115V62H113L114 63V65H120L121 63H123L122 65H124L122 68L123 69H118L119 71V73H123V70H124V72H126V73H123L124 74V78H122V82H124V84H121L120 86H118V87H120L119 89L117 88V92H120V96L119 97H121V95H122V92H121V89L122 90H126V88L127 89H131L132 91L134 90V89H136V86L138 87V89H137V91L135 92V93H138L139 92V94H137V95H135V94H133L132 95V98H128V100L130 99V101H131V99H132V102L133 103H137V106L139 107V104L141 103V101H143L144 99H145V101L149 104V106H148V104H145V105H147V107H153L154 108V106L156 105V106H158V104H156V103H158L159 101L158 100H160V98H158V100H157V97H156V95H155V97H152V92H150L151 91V89H150V87L153 85V83L152 84H150V87L148 86V84H149V79H152V80H154L155 78H156V76H154V78H152L151 77V75H153V74H155V73H157V72H151V75L149 74L148 75V70L146 69L147 67H148V64H150V65H152V64H154V62L153 61H157V59L159 58L160 59V54L161 53H163V51L166 49V46H168L167 48H169V45L168 44H170V43H172V41H174V39H175V37L177 36V35H182L181 33H183V32H185L186 33V36H187V33L189 34H192V36H195L194 38L193 37H191L192 38V40H193V42H192V46H193V44H195L196 45V42L195 41H197L198 40V38L200 39V36H201V34L203 35V34H205V32H207L208 31V29H210V28H213V26H214V19H215V17H216V15H218V14H220L221 12L223 13L224 12V16H226L227 17V19H228V16H227V13L229 14V16L230 17H234V15L236 14V17L238 18V20H242L244 23H246L245 25H247V23L248 22H251V31H252V29L254 28V29H256L258 32L260 31L261 32V34H259L261 37H262V42L260 41L259 43H258V45H259V49L258 50H261V52L262 53H264L263 51H264V0H176L175 1V5H174ZM44 9V10H45ZM170 9V8H169ZM41 10V9H40ZM57 10H60L59 8H57ZM171 10V9H170ZM229 10H231V12L229 11ZM36 11V10H35ZM54 11V10H53ZM235 11V12H234ZM41 12V11H40ZM55 12V11H54ZM163 12H167V11H165V9L163 10ZM227 12V13H226ZM233 12H234V14H233ZM35 13V12H34ZM38 13V12H37ZM43 13V12H42ZM45 14V13H44ZM169 14V13H168ZM168 14H167V16H168ZM173 14H176V13H172V15ZM36 15V14H35ZM39 15V14H38ZM43 15V14H42ZM170 15V14H169ZM45 16H46V14H45ZM166 16V17H167ZM47 17V16H46ZM170 17V16H169ZM33 18H34V16H33ZM167 19V18H166ZM171 20V19H170ZM221 20H223V19H221ZM164 21V20H163ZM223 21H227V20H223ZM165 22V21H164ZM221 24L223 23V22H220ZM230 23V22H229ZM233 23H236V22H233ZM233 23H231L232 24V26H233V28L235 27L234 26V24ZM238 23V22H237ZM237 25V24H236ZM154 26H155V24H154ZM216 26V25H215ZM218 27H219V25H217ZM216 26V27H217ZM239 25H237V27H238ZM163 27V26H162ZM224 27V26H223ZM240 27V26H239ZM248 28V27H247ZM260 28H261V30H260ZM263 28V29H262ZM226 29H227V26H226ZM235 30H236V28H234ZM239 29H241V27L239 28ZM246 29V28H245ZM221 30H223V29H221ZM125 31V30H124ZM124 31H123V33H124ZM241 31H242V29H241ZM256 31V32H257ZM212 32V31H211ZM218 32V31H217ZM236 32V31H235ZM238 32H240V31H237V33ZM123 33H122V35H123ZM225 33V32H224ZM241 33V32H240ZM239 34V33H238ZM185 35V34H184ZM252 35V34H251ZM258 35V36H259ZM204 36V35H203ZM203 36H201V37H203ZM237 36V35H236ZM242 36V35H241ZM255 36V35H254ZM238 37V36H237ZM236 37V38H237ZM257 37V36H256ZM59 38V37H58ZM211 38V37H210ZM214 38H215V35H214ZM218 38V37H217ZM240 38V37H239ZM243 38V37H242ZM177 39V38H176ZM176 39H175V41H176ZM197 39V40H196ZM212 39V38H211ZM238 39V38H237ZM195 40V41H194ZM215 40H216V38H215ZM215 40H213V41H215ZM223 40V39H222ZM239 40V39H238ZM57 41H59L60 42V40H57ZM178 41V40H177ZM180 41L182 42V40L180 39ZM188 41V39H186V42ZM218 41V40H217ZM233 41H234V37H233ZM231 42L232 44L234 43V42ZM243 41H244V39H243ZM117 42V41H116ZM189 42V41H188ZM58 42H56V44H57ZM215 43V42H214ZM176 44V43H175ZM178 44H179V42H178ZM55 45V44H54ZM188 45V44H187ZM190 45H191V43H190ZM207 45V44H206ZM213 45H215V44H213ZM237 45H238V43H237ZM258 45H257V47H256V49L258 48ZM59 46V45H58ZM58 46L56 47V48H58ZM172 46H174L173 45V43L171 44V46L170 47H172ZM176 46V45H175ZM174 46V47H175ZM220 46V45H219ZM219 46H217L216 47V49H218V47ZM177 47H178V45H177ZM180 47H181V45L179 44V51H181V50H183V47H182V49L180 50ZM190 47V46H189ZM188 47V50H190V49H192V47L191 48H189ZM209 47H211V46H209ZM234 47V45L232 46L231 44H227V46H225V49L227 50V51H225V50H223V51H220L219 53H216L217 55L215 56L216 58H215V62L213 61H210V60H202L203 62H205V63H203V73L205 74H202L201 73V75H203L204 76V78L205 79H207L206 80V83L204 84L205 85V88L202 90V98H203V100H205V102H206V104L208 103L210 106H211V108H213V106H214V108L217 106V108H220L221 110H230V109H232L233 110V108L231 107V106H229L228 104L227 105H223L222 103H220L219 101H220V99H218V95L217 94H219L217 91H218V89L217 88H219L220 87V89L219 90H224V89H221V86H223L224 84L223 83H221V86L218 84V83H216V84H218V85H216L215 84V86H217V88H215L214 87V85L212 86L211 84L213 83L214 84V78H215V80L217 81V79H219V77L221 78V76H218L219 74H218V72L220 71V65H221V63H224L226 60L228 61V58H230L231 56H233V58H232V61H233V59H235L236 58V52H235V55H234V51H232L231 49ZM245 47V46H244ZM59 48H60V46H59ZM58 48V49H59ZM64 48V47H63ZM176 48V47H175ZM175 48H174V50L173 51H175ZM222 47H220L219 48V50H222L221 49ZM231 48V49H230ZM240 48V50H241V48H243V47H239ZM246 48H248V47H246ZM57 49V50H58ZM61 49V48H60ZM60 49L58 50V51H60ZM205 49H208V51H209V53H210V51H212V49L211 48H204V50ZM211 49V50H210ZM255 49V50H256ZM64 50V49H63ZM168 50H172V49H168ZM177 50V49H176ZM228 50H231L232 52H230V51H228ZM263 50V51H262ZM56 51V50H55ZM192 51V50H191ZM190 51V52H191ZM239 51V50H238ZM246 52H247V50H245ZM245 51L243 52V53H245ZM61 52V51H60ZM183 52H185V51H182V52H180V55H181V57L180 58H182L183 56H185V55H187L188 53H184V54H181V53H183ZM189 52V53H190ZM258 51L256 50V52H255V54L257 53ZM260 52V53H261ZM166 53L167 52H165V56L164 57H166L167 55H166ZM175 53L176 54H178L177 52H174V55H175ZM241 53V52H240ZM259 53V54H260ZM261 53V54H262ZM55 54H57V52H55ZM108 54V53H107ZM169 54V53H168ZM191 54H193V52H191ZM233 54V55H232ZM172 55V54H171ZM183 55V56H182ZM196 55H198L199 56V54H196ZM229 55H231V56H229ZM240 55V54H239ZM263 55V54H262ZM162 56V55H161ZM176 56V55H175ZM175 56H172V58H170V59H172V60H168V63L169 62H171V61H173L174 62V57ZM179 56V55H178ZM198 56H196L197 58H198ZM203 56V55H202ZM229 56V57H228ZM259 56V55H258ZM257 56V58H259ZM264 56V55H263ZM263 56H260L261 58L263 57ZM61 57V56H60ZM109 57V56H108ZM107 57V58H108ZM163 57V58H164ZM189 57V56H188ZM228 57V58H227ZM255 57H256V55H255ZM8 58V57H7ZM166 58H169V56L168 57H166ZM179 58V57H178ZM192 58V57H191ZM195 58V57H194ZM193 58V59H194ZM200 59L202 58V57H199ZM204 58H207V57H204ZM227 58V59H226ZM231 58L229 59V60H231ZM254 58V57H253ZM253 58H252V60H253ZM184 60H185V58H183ZM182 59V60H183ZM193 59H191L192 60V63L190 62L191 60H188V62H187V60L185 61V63L187 62V63H189L190 62V65H192V64H195L193 61ZM214 59V58H213ZM226 59V60H225ZM263 59L264 58H262V61H263ZM162 60V59H161ZM180 60V59H179ZM251 59H250V61H252ZM257 60V59H256ZM111 61V62H112ZM166 62V60H162L161 62ZM196 61H199V59H197ZM244 61V60H243ZM243 61H240V62H243ZM246 61H248V59H246L245 60V62ZM258 61V60H257ZM261 61V59H260V61L259 62H262ZM6 62V61H5ZM160 62V63H161ZM164 62V64H166L167 65V63H165ZM252 62H254V61H252ZM252 62H250V64L252 63ZM106 63V66H108V63L107 62H105ZM156 63V62H155ZM157 63H158V61H157ZM156 63V64H157ZM182 64H183V62H181ZM185 63L183 64V66H186L187 65V63H186V65H185ZM202 63V62H201ZM200 63V65H202ZM226 63V62H225ZM229 63V62H228ZM247 63V62H246ZM245 63V64H246ZM249 63V62H248ZM256 63H258V62H256ZM256 63L254 62V64L256 65ZM3 64V69H4V67L5 68H7L8 66H10V65H6V63H1L0 65H2ZM156 64H155V66H156ZM162 64V63H161ZM160 64V65H161ZM172 65H173V63H171ZM175 64V63H174ZM182 64H180V65H182ZM233 64H235L234 62H233ZM241 64V63H240ZM259 64V63H258ZM261 64V63H260ZM259 64V65H260ZM113 65V64H112ZM121 65V66H122ZM150 65H149V68H150ZM159 65V63H158V66H160ZM163 65V64H162ZM165 65V66H166ZM168 65H170V64H168ZM167 65V66H168ZM190 65H189V67H190ZM242 65V64H241ZM253 65V64H252ZM153 66V65H152ZM151 66V67H152ZM164 66V65H163ZM175 66H176V64H175ZM174 66V67H175ZM243 66H244V64H243ZM242 66V67H243ZM112 67H114V66H112ZM120 67V66H119ZM182 67V66H181ZM201 67V66H200ZM230 67V66H229ZM233 67H235V65L233 66ZM232 67V68H233ZM238 67H240V66H238ZM2 68V67H1ZM117 68H118V66H117ZM121 68V67H120ZM148 68V69H149ZM158 68V67H157ZM161 69H162V67H160ZM167 68V67H166ZM185 68V67H184ZM188 67H186V69H187ZM191 68H192V66H191ZM194 68V67H193ZM231 68V69H232ZM241 68V67H240ZM245 68V67H244ZM248 68V67H247ZM246 68V69H247ZM263 68H264V66H263ZM152 69H154V67H152ZM151 69V70H152ZM161 69L160 70H158L159 72H161ZM165 69V68H164ZM172 69V68H171ZM171 69H169V70H171ZM175 69H176V67H175ZM174 69V70H175ZM201 69V68H200ZM223 69V68H222ZM225 69H228V68H225ZM230 69V68H229ZM230 69V70H231ZM257 69V68H256ZM262 69V67H260V70ZM108 71V70H110V68L108 69L107 67L104 69V70H101L100 69V72L102 71ZM113 70V69H112ZM122 70V71H121ZM146 70L148 71V72H146ZM150 70V71H151ZM167 70V69H166ZM166 70H164V71H166ZM173 70V69H172ZM174 70H173V72H174ZM245 70V69H244ZM253 70V69H252ZM4 71H6V70H4ZM114 71H116L115 69H114ZM168 71V70H167ZM176 71V70H175ZM182 71H183V69H182ZM188 71V70H187ZM186 71V72H187ZM235 71V70H234ZM263 71V70H262ZM102 73L103 75L105 74V73H108V72H105V73ZM163 72V71H162ZM172 72V73H173ZM177 72H179V71H177ZM221 72V71H220ZM219 72V73H220ZM225 72L227 73V71L225 70ZM228 72H231V71H228ZM244 72V71H243ZM242 72V73H243ZM248 72V71H247ZM250 72V71H249ZM255 72V71H254ZM261 71H259L258 73H260ZM264 72V71H263ZM113 73H115V72H113ZM171 73V72H170ZM183 73V72H182ZM185 73V72H184ZM199 73V72H198ZM197 73V74H198ZM223 73V72H222ZM222 73H220V74H222ZM245 73V72H244ZM257 73V74H258ZM262 73V72H261ZM5 79L6 80H8L9 81V79H10V77H8L7 76V71L5 72ZM117 74V73H116ZM166 75H168V73H165ZM173 74H175V73H173ZM179 74V73H178ZM186 74V73H185ZM192 75H194L193 74V71H192V73H191ZM229 74V73H228ZM228 74H226V76L228 75ZM255 74V73H254ZM264 74V73H263ZM105 75H107L108 76V74H105ZM105 75H104V77H105ZM119 75V74H118ZM122 75V74H121ZM157 75H159L158 73H157ZM166 75H163L162 74V76H166ZM177 75V74H176ZM175 75V76H176ZM232 75V77L233 76H237L238 77V75H236V74H231ZM230 75V76H231ZM241 75V74H240ZM245 75V74H244ZM7 76V77H6ZM105 77L106 79H108V77ZM126 76H127V78H126ZM159 76H161V75H159ZM168 76H170V75H168ZM195 76V75H194ZM222 76H224L225 77V75L223 74ZM252 76V75H251ZM171 77H173V76H171ZM229 77V76H228ZM232 77H230L231 79H234V78H232ZM240 77V76H239ZM242 77V76H241ZM244 77V76H243ZM254 77V76H253ZM252 77V78H253ZM257 77V76H256ZM7 78H9V79H7ZM110 78V77H109ZM120 78V77H119ZM142 78H144L143 80H142ZM163 78V77H162ZM167 78V77H166ZM166 78H164V79H166ZM180 78V77H179ZM181 78H183V77H181ZM181 78H180V81H181ZM140 81H139V80ZM163 79V80H164ZM169 80H170V78H168ZM167 79V80H168ZM172 79V78H171ZM185 79L187 80V78H186V76H185ZM190 79H191V77H190ZM224 79H226V78H224ZM241 79V78H240ZM245 79H246V76H245ZM244 79V80H245ZM259 79V78H258ZM5 80V81H6ZM12 79H10V81H9V83H11L12 81H11ZM109 80V83H111L110 81H112V79H108ZM151 80V82H153ZM156 80V79H155ZM155 80H154V82H155ZM163 80H161V81H163ZM177 80V79H176ZM183 80H184V78H183ZM192 80V79H191ZM236 80H238V78H236V79H234V81H236ZM247 80V79H246ZM250 80V79H249ZM255 80V79H254ZM8 81H7V83H8ZM119 81V80H118ZM160 81V82H161ZM173 81H174V79H173ZM193 81V80H192ZM192 81H191V83H192ZM213 81V82H212ZM220 81V80H219ZM218 81V82H219ZM221 81H223L224 82V80H221ZM253 81V79L251 80V82ZM263 81H264V79H263ZM121 82V83H122ZM144 82L146 83V82H148V83H146L145 85H143L144 84ZM156 82H157V80H156ZM166 82V81H165ZM170 82H171V80H170ZM186 82V81H185ZM237 82V84L239 83H241V82H238V81H236ZM236 82H235V85H236ZM3 83H4V81H3ZM109 83H107V84H109ZM120 83V82H119ZM119 83H117V84H119ZM132 83H133V86H131L132 85ZM158 83H159V79H158ZM169 83V82H168ZM174 83V87H177V86H175V81L173 82ZM181 83H182V81H181ZM180 83V84H181ZM187 83H188V85H189V81L187 80ZM194 83V85H195V82H193ZM249 83H250V81H249ZM258 83V82H257ZM256 83V84H257ZM260 83L261 84H263L264 85V83L263 82H261L260 81ZM105 84V83H104ZM131 84V85H130ZM156 84V85H155ZM161 84H164V83H161ZM160 83H159V85H161ZM180 84H178V85H180ZM223 84V85H222ZM233 84V83H232ZM241 84H244V82H242ZM246 84H247V82H246ZM154 85L155 86H157V83H154ZM158 85V86H159ZM169 85V84H168ZM235 85L234 86H232V85H229V83H225V87L226 88H228L227 89V91L228 92H230V94L231 93H233V96H231V97H229L228 98V96L225 94V92H224V94L227 96V98H226V96H225V103L227 102V103H230V105H232L231 103H235V102H238V100H239V95L243 92L242 91V89L240 90V91H242V92H239L238 91V89H237V87H235ZM258 85V84H257ZM262 85V86H263ZM112 86V85H111ZM122 86V87H121ZM155 86H153V87H155ZM162 86V85H161ZM167 86V85H166ZM171 86H172V83H171ZM171 86L169 87L170 89V91H171ZM219 86V87H218ZM153 87H151V88H153ZM163 87H164V85H163ZM162 87V88H163ZM173 87V86H172ZM183 87H185L184 85H183ZM238 87H239V85H238ZM255 87V86H254ZM264 87V86H263ZM15 88H17V87H15ZM106 88H107V86H106ZM108 88H111V87H109L108 86ZM159 88H161L160 86H159ZM161 88V89H162ZM178 88H180L179 86H178ZM178 88H175V89H177L178 90ZM190 88L193 90L194 89V86H192V85H190ZM189 88V90H191ZM223 88V87H222ZM244 88V87H243ZM246 88V87H245ZM2 89V88H1ZM148 89H150L149 91H148ZM155 90L157 89V87H155L154 88ZM153 89V90H154ZM165 89V88H164ZM168 89V88H167ZM196 89V88H195ZM217 89V90H216ZM4 90V89H3ZM1 91V92H5V94H7V92L9 91V89L8 90H5V91ZM79 90H81V88L79 89ZM109 90V89H108ZM120 90V91H119ZM131 90H127V91H125V93H124V95L125 94H127V92H130ZM155 90H154V92H155ZM169 90H168V93H169ZM174 90V89H173ZM172 90V91H173ZM182 90V89H181ZM180 90V91H181ZM188 90V92H191V91H189ZM243 90H245V89H243ZM264 90V89H263ZM12 91V90H11ZM14 91H16V90H14ZM131 91V92H132ZM160 91H162V90H159V93H160ZM165 91H166V89H165ZM171 91V92H172ZM174 91H176V90H174ZM183 92L185 91V90H182ZM10 92V91H9ZM8 92V93H9ZM78 92V91H77ZM76 92V93H77ZM124 92V91H123ZM147 92H149V93H151L150 95H149V93H148V97H147ZM157 92H158V90H157ZM171 92L168 94V96L167 97H170L169 98V100L171 99V100H173V98H171V96H169L170 94H171ZM177 92H179V91H177ZM182 92V93H183ZM188 92H187V94H188ZM201 92V89L200 88H198V90H197V93H200ZM250 92H251V90H250ZM253 92V91H252ZM256 93H259L258 91H255ZM2 93V95L0 94V97L1 98H3L4 96V94ZM11 93V92H10ZM9 93V94H10ZM17 94L16 92H13L12 91V96L13 97H11L9 94L8 95H6L5 97H7V96H10L12 99H14V98H16L17 97V95L15 96V94ZM82 93V92H81ZM80 91H79V94L77 95V96H79L80 94ZM164 93H167V92H164ZM182 93H180V95L182 94ZM186 92H184V97H185V94ZM217 93V94H216ZM221 93V92H220ZM240 93V94H239ZM249 93V92H248ZM256 93H253V95L254 94H256ZM260 93H262V92H260ZM131 93H129V95H130ZM162 94V93H161ZM160 94V95H161ZM174 94V93H173ZM229 94V95H230ZM250 94V93H249ZM248 94V95H249ZM262 94H264V93H262ZM262 94L259 96V97H261L262 96ZM20 95V94H19ZM158 95V94H157ZM160 95H158V97H160ZM164 95H166V94H164ZM172 95V94H171ZM176 95V94H175ZM174 95V96H175ZM179 95V96H180ZM192 95V94H191ZM242 95V94H241ZM252 95V96H253ZM15 96V97H14ZM115 96H116V94H115ZM126 96V95H125ZM128 96V95H127ZM126 96V97H127ZM235 96H238L237 97V99L235 98ZM256 96V95H255ZM254 96V97H255ZM114 97V96H113ZM126 97H123V95H122V99H119V98H117L116 99V103L115 102H113V104H114V107H116V105L119 103L120 104V102H121V100L123 101V99L124 98H126ZM128 97H130V96H128ZM155 98L154 99V101L153 102H155V100H157L156 101V103H153V102H150V101H152V100H150V99H148V98ZM162 97V96H161ZM177 97V96H176ZM183 97V96H182ZM186 97H187V95H186ZM191 97V96H190ZM195 97V96H194ZM222 97V96H221ZM0 98V99H1ZM8 99H10L9 97H7ZM164 97H162V99H163ZM165 98H166V96H165ZM193 98V97H192ZM250 98H251V96H250ZM249 98V99H250ZM8 99H5V98H3V101L5 102V104L3 105V101L2 102H0V117H1V119L2 120H7V119H10V118H6L7 116H9L10 117V115H11V112L13 113L14 112V110H13V108H12V106L13 105H16L17 103L19 104L20 103V100L18 99V98H16L15 100L17 101V100H19V102H14L13 100H11V101H9V104H7V100ZM127 99V98H126ZM148 99V100H147ZM161 99V100H162ZM181 99V98H180ZM182 99H184V98H182ZM187 99L188 98H186V103L188 102V103H191L190 101H187ZM194 99V98H193ZM198 99H200V98H198ZM6 100V101H5ZM125 100V99H124ZM139 100H141L140 101V103H139ZM150 100V101H149ZM166 101H167V98L165 99ZM176 100V99H175ZM177 100H178V98H177ZM185 100V99H184ZM219 100V101H218ZM14 102L13 104L11 103V102ZM163 101H164V99H163ZM179 101V100H178ZM184 102L183 100H180V102ZM222 101H224V99H222ZM125 102H127V101H125ZM125 102H124V104H125ZM144 102V101H143ZM145 102V103H146ZM150 102V103H149ZM168 102H170V106H171V101H168ZM168 102H166V103H168ZM173 102V101H172ZM175 102V101H174ZM179 102V103H180ZM181 102V103H182ZM198 102V101H197ZM204 102V101H203ZM2 103V104H1ZM10 103H11V107L10 108H12V110L8 107L9 105H10ZM133 103H131V105L128 103V105L129 106H131L132 107V104ZM161 102H159V105H163V102L160 104ZM181 103L179 104V105H181ZM186 103L185 104H183V105H186ZM187 103V106L189 105ZM261 103V102H260ZM17 104V105H18ZM118 104V105H119ZM121 104H123V102L121 103ZM150 104H152L153 106H150ZM165 104V103H164ZM174 104V103H173ZM175 104H178V102L176 101V103ZM207 104V105H208ZM3 105V106H2ZM20 105V104H19ZM128 105L126 104V107H125V105H124V107H125V110H127V108H128ZM144 105V107L146 108V106ZM238 105H240V104H238ZM7 106V108H6V110H5V107ZM143 106V105H142ZM155 106V107H156ZM166 105H164V106H162V107H165ZM167 106H169L168 104H167ZM187 106H186V109H188L187 108ZM205 106V105H204ZM203 106V107H204ZM235 106V105H234ZM241 106V105H240ZM113 107V106H112ZM119 107V106H118ZM120 107H121V105H120ZM134 107V106H133ZM136 107V106H135ZM144 107L142 108V110L144 109ZM176 107V106H175ZM207 107V106H206ZM243 108H246V107H244V106H242ZM242 107L240 108L241 110H242ZM4 109V111H3V109ZM123 108V107H122ZM140 108V107H139ZM150 108V109H151ZM152 108V109H153ZM160 109L161 107L160 106H158L157 107V109ZM166 108V107H165ZM173 108V107H172ZM237 108V107H236ZM9 109L11 110V112H9ZM134 109V108H133ZM147 109V108H146ZM145 109V110H146ZM154 110L155 112L156 111H158V110ZM162 109H164V108H161L160 110H162ZM174 109V108H173ZM203 109V108H202ZM201 109V110H202ZM206 109V108H205ZM204 109V110H205ZM235 109V108H234ZM247 109V108H246ZM116 110H118L117 108H116ZM132 110V109H131ZM138 110V109H137ZM142 110H139L140 112V114L142 115V113H144ZM149 110V109H148ZM165 110V109H164ZM176 110H178V109H175V111ZM3 111V112H2ZM16 111V110H15ZM120 111H121V109H120ZM136 111V110H135ZM147 111V110H146ZM172 111H174V110H172ZM172 111H171V113H172ZM174 111V112H175ZM227 111V112H228ZM243 111V110H242ZM242 111H240L239 110V112H240V114L242 113ZM4 114V115H2V113ZM9 112V113H8ZM116 113H118L119 112V110H118V112L117 111H115ZM123 112H125V111H122L121 113H123ZM131 112V111H130ZM130 112H128L127 111V113L129 114ZM150 115H153L152 113H150V112H153V111H151L150 110V112L149 111H147ZM166 112V111H165ZM198 112V111H197ZM231 112V111H230ZM248 112V111H247ZM6 113H8V114H10V115H8L7 114V116H6ZM120 113V112H119ZM118 113V114H119ZM136 113V112H135ZM147 113V115H149ZM220 113V112H219ZM223 113H225V112H223ZM14 114H15V112H14ZM17 114V113H16ZM126 114V113H125ZM131 114H133V115H131ZM131 114H130V121H132V117H133V121H134V118L136 119L137 117H138V114H137V116H136V114H134V112L132 113L131 112ZM140 114H139V116H140ZM145 114H146V112H145ZM156 114H159L158 112H156ZM169 114V113H168ZM196 114V113H195ZM221 114V113H220ZM231 114V113H230ZM233 114H235V116H237L236 115V112H234ZM243 114V115H242ZM241 115H242V117H245L246 115H248V114H246V113H242ZM246 114V115H245ZM13 115V114H12ZM18 115V114H17ZM16 115V116H17ZM123 115V114H122ZM146 115V116H147ZM171 115H173V113L171 114ZM198 115V114H197ZM226 115V114H225ZM224 115V116H225ZM229 115V114H228ZM245 115V116H244ZM4 116H6L5 117V119H3L4 118ZM15 116V115H14ZM120 116V115H119ZM123 116H125V115H123ZM128 116L129 115H127V118H128ZM132 116V117H131ZM135 116V117H134ZM145 116V117H146ZM154 116V115H153ZM151 117V116H148V117H151V118H154V117ZM162 116V115H161ZM163 116H165V115H163ZM162 116V117H163ZM176 116V115H175ZM174 116V117H175ZM214 116H216L217 117V115H216V112H215V115ZM240 116V115H239ZM20 117V116H19ZM22 117V116H21ZM126 117V116H125ZM142 117H144L143 115H142ZM148 117H146V121H148ZM168 117H170L169 115H168ZM173 117V116H172ZM173 117V118H174ZM227 117V116H226ZM226 117H224L225 118V122H227L228 123V121H227V119H226ZM13 118V117H12ZM119 118V117H118ZM140 118H141V116H140ZM164 118V117H163ZM167 118V117H166ZM166 118L164 119V120H166ZM238 118V117H237ZM1 119H0V126L2 125L3 126V121H1ZM19 119H22V118H19ZM23 119H24V114H23ZM22 119V120H23ZM115 119V118H114ZM121 119V118H120ZM126 120V121H128L127 119H125V118H122V120ZM142 119V118H141ZM140 119V120H141ZM155 119V118H154ZM159 119V118H158ZM172 119V118H171ZM235 119H236V117H235ZM11 120V119H10ZM21 120V124L20 125H22V123L24 122V121H22ZM25 120V119H24ZM116 120V122H117V119H115ZM123 120V121H124ZM139 119H138V121L139 122H141ZM151 120V119H150ZM149 120V121H150ZM173 120V119H172ZM211 120V119H210ZM137 121V122H138ZM148 121V122H149ZM152 122H154L153 121V119L151 120ZM156 121V120H155ZM213 121H214V118H213ZM263 121H264V119H263ZM5 123H6V121H4ZM108 122V121H107ZM125 122V121H124ZM143 122V121H142ZM144 122H145V119H144ZM147 122V123H148ZM208 123H209V121H207ZM215 122H217V121H215ZM239 122V121H238ZM237 122V123H238ZM2 123V124H1ZM8 123V122H7ZM6 123V124H7ZM9 123H10V121H9ZM12 123V122H11ZM117 123H119V125L121 126V123H120V121H118ZM126 123V122H125ZM129 123V122H128ZM128 123H126L127 125H128ZM132 123V122H131ZM130 123V124H131ZM205 123V121H203V124H202V126H204V125H206V123ZM126 124H124V125H126ZM129 124V126H131V125H133V127H134V125L136 124L135 123V121H134V124H131L130 125ZM137 124H139V123H137ZM141 124V123H140ZM153 124V123H152ZM209 124H211V122L209 123ZM213 124V123H212ZM218 124V123H217ZM106 125V124H105ZM117 125V124H116ZM123 124H122V131L124 132L125 131V129L128 127L127 125L125 126V127H123L124 126ZM200 125H201V123H200ZM208 125V124H207ZM207 125H206V127H207ZM6 126V125H5ZM5 126H3V131H7V133H3L2 132V134L3 135H5L4 136V138L6 137L7 139H5V140H11V138L10 139H8V136H11V135H8L9 134V125H7V128H5ZM47 126V125H46ZM118 126V125H117ZM140 126V125H139ZM201 126V127H202ZM215 126H218V125H216L215 124ZM39 127V126H38ZM112 127V126H111ZM137 127V126H136ZM205 127V126H204ZM220 127V126H219ZM222 127V126H221ZM230 127H232V126H230ZM264 127V126H263ZM1 128V127H0ZM4 128L6 129V130H4ZM14 128V127H13ZM37 128V127H36ZM42 128V129H41ZM113 128H116L115 126L113 127ZM118 128V127H117ZM124 128V129H123ZM130 128V127H129ZM142 128V127H141ZM144 128H146V126H144ZM143 128V129H144ZM209 128V127H208ZM212 128V127H211ZM8 129V130H7ZM38 129H40V130H38ZM121 129V128H120ZM128 129V128H127ZM126 129V130H127ZM137 129H138V127H137ZM213 129V128H212ZM216 129H218V131H219V128L217 127ZM222 129V128H221ZM0 130H2V128L0 129ZM35 130V129H34ZM37 131L36 132H38V133H41L42 131H43V126L41 125L39 128H37L36 129ZM42 130V131H41ZM118 130V136H119V134H121V132L119 131V129H117ZM150 130V129H149ZM215 130V129H214ZM223 130V129H222ZM113 131L116 133V131L113 129ZM152 131V130H151ZM150 131V132H151ZM46 132H47V130H46ZM110 132V131H109ZM120 132V133H119ZM139 132H140V130H139ZM149 132V133H150ZM205 132H207V131H205ZM211 132V131H210ZM1 133V132H0ZM88 133V132H87ZM203 134H205V133H203ZM207 134V133H206ZM213 134V133H212ZM1 135V134H0ZM3 135H2V137H3ZM8 135V136H7ZM44 135H46V134H44ZM43 135V136H44ZM208 135H210L209 133H208ZM207 135V136H208ZM214 135V134H213ZM212 135V136H213ZM131 136V135H130ZM148 137V136H147ZM149 137H150V135H149ZM4 138H3V140H4ZM209 138V137H208ZM207 138V139H208ZM0 139L2 140V138H1V136H0ZM128 139H129V137H128ZM12 141V140H11ZM212 141V140H211ZM210 141V142H211ZM125 142H127V141H125ZM206 142L208 143L209 141H205V144H206ZM42 144V143H41ZM125 144V143H124ZM123 144V145H124ZM130 144V143H129ZM6 145V144H5ZM19 145H21V144H18V146H16V147H19ZM128 145V144H127ZM215 146V145H214ZM213 145H212V147H214ZM61 147V146H60ZM166 148V147H165ZM228 148V147H227ZM260 148V147H259ZM262 148V147H261ZM162 149V148H161ZM206 150H207V148H205ZM213 149V148H212ZM244 149V148H243ZM256 149H257V147H256ZM165 149L163 148V151H164ZM168 150V149H167ZM204 150V149H203ZM209 150V149H208ZM207 150V151H208ZM227 150H229V148L227 149ZM244 150H246V149H244ZM261 150V149H260ZM207 151H204V152H207ZM210 151V153L211 152H213L212 150H209ZM208 151V152H209ZM216 151V150H215ZM214 151V152H215ZM232 151V150H231ZM10 152H12V150L10 151ZM8 153V154H11V153ZM61 152V151H60ZM65 153H66V151H64ZM68 152V151H67ZM166 152V151H165ZM164 152V153H165ZM229 152H230V150H229ZM262 152V151H261ZM65 153H64V156L66 157V155H65ZM158 153H160L159 151L157 152V154ZM161 153H163L162 151H161ZM160 153V154H161ZM256 153V152H255ZM255 153H253L252 154V151H251V154L252 155H255ZM15 154V153H14ZM13 154V155H14ZM18 154V153H17ZM17 154H16V156H17ZM19 154H21V153H19ZM61 154V153H60ZM73 154H75V153H73ZM152 154H153V152H152ZM151 154V155H152ZM196 154H198V153H196ZM203 154V153H202ZM221 155H223L224 153H220ZM231 154V153H230ZM250 154V155H251ZM12 155V154H11ZM22 155V154H21ZM69 155V154H68ZM81 155V154H80ZM151 155H149V156H151ZM175 155V154H174ZM201 155V154H200ZM208 155V154H207ZM251 155V156H252ZM9 157H10V155H8ZM58 156V155H57ZM71 156H73V155H71ZM71 156H68V159H69V157H71ZM81 156H83V155H81ZM153 156V155H152ZM204 156H206V155H204ZM213 156H215V155H213ZM212 156V157H213ZM241 156H243V154L241 155ZM256 156L258 157V155L256 154L255 156H252V157H254L255 159H256ZM1 157V156H0ZM14 157H15V155H14ZM23 157V156H22ZM60 157H63V155L62 156H60ZM60 157H57L58 159L60 158ZM77 157V156H76ZM237 157V156H236ZM233 158V156L232 155H229V154H224V157L223 158H219L218 160H216L215 161V159H216V157H214L213 158V160H211V159H209V161H211V164L209 165V161H208V164H207V162H206V165L208 166H211V167H206L205 166V162H203V163H200V165H204V168H202L203 170H201L200 169V167H198L197 166V168H199L200 170L198 171V173H197V170L195 171V167L193 166V170H194V173H196V174H198V175H196V174H192L191 172H190V170L187 172V168H189L188 166L186 167V169L183 171V170H181V172H185L186 171V174L184 173V177H181V176H179V174H178V172H176L177 173V175L180 177V178H178V176H177V178H176V174H172V173H169L168 175H169V181H171V179L173 180V178L175 179V182H174V184L176 183L177 185H179V187H178V189L181 187L182 189H184V191L183 192H185V190L187 191V193H186V197H184V199H185V201L184 202H186V203H184V205H182L183 207H182V209H181V207H180V209L179 210H176V209H178V208H176V209H174V211H179V214L181 213V214H183V215H181L180 214V216H183L184 217V219L186 220L185 222L187 223V224H189V229H190V227L191 228H195V229H198V230H200V231H204V232H206L205 234H208V236L210 235V233H209V231L208 230H206V229H209L210 228V226L212 225V222H213V213L211 212V211H209V212H207V208H209V207H211L210 206V204L211 203H213L214 204V198H215V196L217 195V194H219V196L221 195V197L223 198L222 199V201H223V206H222V202L220 203V205L221 206H219L220 207V209L221 210H227V209H229L230 207H234L235 208V205L234 206H230V205H227L226 204V202H228V200L230 199L231 200V203L232 204H234V202L236 201V199L234 198V196L233 195H231L230 194V196H229V199H227L228 198V196L227 197H224L223 196V193H226L227 194V189H229V188H231V187H228V185L226 184H224L223 183V180H224V182L226 183V181L228 180V178H233L234 179V181H233V179H232V181H233V183H235L236 181V179L238 178V175H244L243 176V178H242V180H241V177L240 178H238V180H237V182H236V184H234L235 186H238V184L239 183H241V185H243L242 187H239V186H241V185H239L238 187H237V189H240V191L242 192V194L241 195H243L241 198H242V200L240 199V196L241 195H239V200L242 202L241 204H243V206L241 205V204H239L240 202H238V204H239V206L238 207H240V206H242V208H244V210H245V207L244 206H246L247 207V205H248V203H247V201H248V199H249V197H250V199H249V205H251V204H253L252 202H254V201H257L256 199L254 200L253 198H254V195H255V197H257L256 196V194L254 193L255 191L257 192V193H259V192H264V170H262L261 169V167H259V169H261V171L263 172V174L262 175H248L249 173H246L247 172V168L248 167H246V164H240L239 166H238V164H239V159H240V162L242 163V161H241V157H237V158ZM260 157H262V158H260ZM260 157H259V159H260V161H262V159H263V161H264V155L262 154V155H260ZM53 158H55V156L53 157ZM57 158H55L56 160H57ZM251 158V157H250ZM10 159V158H9ZM22 159V158H21ZM54 159V160H55ZM65 159V158H64ZM74 159H75V155L73 156V158H72V160L74 161ZM78 160H80L81 159V157L79 158H77ZM88 159V158H87ZM124 159H125V157H124ZM127 159V158H126ZM208 159V158H207ZM251 159H253V158H251ZM14 160H15V158H14ZM44 160L46 161V162H44ZM70 160V159H69ZM71 160V161H72ZM82 160H83V158H82ZM202 160V159H201ZM206 160V158L204 159V161ZM238 160V161H237ZM250 160V159H249ZM258 160V159H257ZM256 160V161H257ZM7 161H8V159H7ZM21 161V160H20ZM38 161V163L36 162V164H35V162L33 163V162H29V163H23V164H21V165H18V164H16V166H12L13 168L10 170V172H9V170H8V174H7V171H6V173L5 174H7L6 175V177H2V179H1V177H0V182H1V184L2 183H5L6 184V182H8V186H7V188L8 189H5L6 188V186L4 185V184H2L3 185V187H4V189L5 190H3V188H1L2 186H1V184H0V190L2 189V191H0V202L2 203V205L0 204V212H1V214L3 215V217H2V215L0 216L1 218H0V220L2 219V221H1V223H0V228H5L6 230L4 231L3 229V231H4V233L7 235V238H6V235H4V237H2V238H4V239H0V264H20V263H18V261L20 262V261H22V264H41L40 263V261L38 262L37 261V259L36 258H39L40 256H39V254H40V252L42 253V251L44 250L45 251V249H51V250H53V252L54 251H56L55 253H57V259H58V261H60V263H62V264H70V263H72L71 261H72V259L74 258V256H75V254L76 253H74L75 251H77V250H80V249H77L76 250V246H79L80 247V245H79V243H77V245L75 244L76 243V241H75V243L73 242L74 241V238H76V237H74L75 236V233H74V235H71V236H73V239H71V236L69 237V239H66V238H68L67 236H68V234L67 233H65V231H67V230H65V231H63V228H65L64 227V225H65V222H64V225L62 226L61 224V222H62V220H61V222H60V224L59 225H57L58 223H57V219H62V215H69V213H71V214H73L74 215V218H76V220L78 221V219H77V217H79V219L80 218H82V216L84 217L85 216V214L89 217L90 215L92 216V214H90V212H87V213H89L90 215H88L84 210H85V208L87 207L88 208V206H86L85 208L82 206V204L81 203H79V204H81V206H79V204L77 205V210L78 211H75V209L73 210V209H71V208H62L63 206H65L69 201V204L71 203V201L73 202V203H75L76 202V200L78 201V196L79 195H74L73 194V190L76 188L75 186H73V188L74 189H72V190H70V192H68V191H66V190H64V189H66V188H68V185H66V184H69V182L70 181H74L73 179H75V177H71V174H69V173H71V171L70 172H68V173H65L66 175H67V178H66V175L64 174V177L62 176L61 177V175H60V177H58L57 176V178H60V179H56L55 177H56V175L57 174H55V172L53 173L54 174V177L53 176H50V177H52V178H48L50 181H59V183H52V182H49V181H47V180H45V178H43L44 180H43V182L40 180V179H36V178H34V176L38 173L37 171H39V172H41V173H43L42 171H43V168L45 167L46 168V166L47 165H45V164H48V162H47V160L46 159H42L41 160V158L40 159H38L37 160ZM42 161H43V163L44 164H41L42 163ZM48 161H50L51 162V159H49ZM60 161V160H59ZM73 161H72V164H73ZM81 161V160H80ZM80 161H78V162H80ZM85 161H86V159H85ZM197 161V160H196ZM203 161V160H202ZM231 161H232V163H231ZM236 161H237V165H236ZM258 162V163H260V165L263 163H261V162ZM50 162H49V164H50ZM55 162V161H54ZM57 162H58V160H57ZM74 162H76V161H74ZM84 162V160L82 161V163ZM139 161H137V163H138ZM213 162H216V164L214 163L213 164ZM51 163H53V161L51 162ZM56 163V162H55ZM67 164H68V160H67V162H66ZM81 163V162H80ZM6 164V163H5ZM12 164V163H11ZM25 164H26V166H25ZM31 165V166H29V165ZM35 164V165H34ZM58 164L60 165V163L58 162ZM64 165H65V163H63ZM66 164V165H67ZM76 164H77V162H76ZM134 164H135V162H134ZM232 164V165H231ZM14 165V164H13ZM43 165H45V166H43V168H42V166ZM62 165V164H61ZM60 165V166H61ZM69 165H70V162H69ZM73 165H75V164H73ZM79 165V164H78ZM106 165V164H105ZM140 165V164H139ZM183 165V164H182ZM198 165V164H197ZM259 165V164H258ZM259 165V166H260ZM264 164H262V166H263ZM6 166V165H5ZM21 166H23V167H21ZM57 166V165H56ZM141 166V165H140ZM195 166H196V164H195ZM212 166H214V167H212ZM45 168H44V171H46L45 170ZM48 168V167H47ZM59 168V167H58ZM61 168V167H60ZM81 168V167H80ZM114 168V167H113ZM206 168H209V169H211V170H209V171H207L208 169H206ZM213 168V169H212ZM255 168V167H254ZM263 168V167H262ZM31 169H33L32 170V172L33 173H36V174H34V176L32 175L33 173L31 172ZM109 169V168H108ZM148 169V168H147ZM182 169V168H181ZM264 169V168H263ZM56 170L58 171V169L56 168ZM73 170V169H72ZM112 170V169H111ZM180 170V169H179ZM258 170V169H257ZM3 171V170H2ZM27 172V175H25L24 173H26ZM35 171V172H34ZM54 171V170H53ZM113 171V170H112ZM175 171H178V169L177 170H175ZM202 173H201V172ZM206 171V172H205ZM52 172V171H51ZM59 172H61L60 170H59ZM76 172H77V170H76ZM180 172V171H179ZM205 172V173H204ZM211 174H209V173ZM253 172V171H252ZM257 171H255V173H256ZM260 172V171H259ZM28 173H30V175H32V176H30ZM57 173V172H56ZM75 173V172H74ZM82 173V172H81ZM84 173V172H83ZM188 173V174H187ZM201 173V174H200ZM208 173V174H207ZM244 173V174H243ZM5 174H2V176H5ZM21 174H23V175H25V178H24V176L22 175L21 176ZM38 174H40V173H38ZM37 174V175H38ZM52 174V175H53ZM79 174V173H78ZM87 174V173H86ZM191 174V175H190ZM257 174H259V173H257ZM42 175V174H41ZM59 175V174H58ZM70 175V178H73L72 180H70V178H68V176ZM74 175V174H73ZM76 175H77V173H76ZM88 175V174H87ZM187 175V176H186ZM195 175V177H193V176ZM205 175V176H204ZM212 175H213V177H212ZM247 175V176H246ZM19 176H20V178H24V179H22V181L21 182H19V181H17V180H15V179H17V178H19ZM79 176H81V175H79ZM85 176V175H84ZM83 176V177H84ZM124 176V175H123ZM186 176V177H185ZM197 176V177H196ZM199 176H202V177H199ZM30 177L32 178V180H30ZM121 177V176H120ZM191 177V178H190ZM193 177V178H192ZM203 177H205L206 178V180H205V178H203ZM208 177H209V180L210 181H212V183L211 182H209V185L207 184V186L205 185L206 183H208V181H207V179H208ZM211 177L212 178H214L213 180L217 183H214V181L211 179ZM216 177V178H215ZM217 177H219L218 179H217ZM228 177V178H227ZM29 178V179H28ZM34 178V179H33ZM80 179V177H77L76 179H75V181L77 180V179ZM84 178H86V177H84ZM91 178V177H90ZM93 178V177H92ZM96 178V177H95ZM94 178V179H95ZM98 179L100 178V177H97ZM121 178H123V177H121ZM166 177H163V179H164V181L166 180L165 179ZM184 178V179H183ZM201 180H205L206 181V183H205V181L203 182V181H200V179ZM221 178H223V179H221ZM26 179V180H25ZM27 179L29 180L28 182H27ZM41 179H42V177H41ZM64 179H66V180H64ZM70 180V181H68V180ZM78 179V180H79ZM87 179V178H86ZM181 180V179H183V180H181V181H179V180ZM199 181H198V180ZM62 180V182H63V180H64V183H65V181H68V182H66V184H64V183H61L60 184V181ZM82 180H84L83 178H82ZM82 180H79V181H81L82 182ZM88 180V179H87ZM100 180H101V178H100ZM104 180V179H103ZM115 180V179H114ZM113 180V181H114ZM119 180V179H118ZM168 180H166V182L165 183H167L168 182ZM195 180V181H194ZM217 180H218V182H217ZM222 180V181H221ZM226 180V181H225ZM3 181V182H2ZM25 181H26V183H25ZM44 181H47V182H44ZM85 181V180H84ZM83 181V182H84ZM96 181V180H95ZM177 181L179 182V184L177 183ZM197 181H198V183H197ZM229 181V180H228ZM232 181H230V183L232 182ZM240 181V182H239ZM85 182H87V181H85ZM84 182V183H85ZM96 182H99V181H96ZM101 182V181H100ZM100 182L98 183V185L100 184ZM106 182H108V184H109V182H112V181H106ZM124 182V181H123ZM199 182H201L200 184H199ZM22 183V184H21ZM23 183H25L26 185H24ZM50 183H52V184H50ZM74 183H76L77 185L78 184H80L81 185V183L80 182H72V184H74ZM104 182H101V184H103ZM113 183V182H112ZM111 183V187H110V184H109V187H110V190L111 191H108V192H112V191H114L113 193H115L116 192V190L115 189H117V188H112V187H115L114 186V183L112 184ZM120 183H121V181H120ZM127 183H128V181H127ZM180 183L182 184V185H180ZM224 184V185H222V184ZM227 183H229V182H227ZM53 184H55V185H53ZM58 184H60V186H58ZM63 184V185H62ZM89 184V182L87 183V184H82L83 186H85L86 187V185L87 186H90V185H94V183L92 184H90V185H88ZM107 184V183H106ZM116 184L118 185L119 183H117L116 182ZM123 184V183H122ZM125 184L126 183H124V185H123V188H124V186H125ZM176 184L174 185V187L176 186ZM19 185V186H18ZM52 187H54V186H58V187H55V190H54V188H53V190H51V186ZM63 187H62V186ZM70 185V188H71V184H69ZM76 185V186H77ZM80 185H78V188L76 189L77 190V193H80V192H78V189H79V186ZM121 185V184H120ZM120 185H118L120 188H121V186ZM204 185V186H203ZM218 186L219 185V187H221V189L223 190V192H221L222 190L220 189L219 190V193H216V192H218V188L219 187H216V186ZM222 185V186H221ZM231 185V184H230ZM14 186V187H13ZM65 186H67V187H65ZM101 186V185H100ZM104 185H102V187H103ZM106 186V185H105ZM108 186V185H107ZM118 186H116V187H118ZM128 186V187H127ZM134 186H136L137 187V185H134ZM134 186H132V185H126V187L124 188L126 191H131L132 192V188H130L129 189V187H134ZM149 186V185H148ZM146 186L145 188H146V190L145 191H148L149 190V192H145V191H143V187H142V190H141V185H140V188H138V190L140 189V192H142V193H140L139 192V194L142 196V198L143 197H145L146 196V194H148V193H152V196H153V198H154V202H156V203H154L153 204V202H152V204H151V202H150V200L148 199L147 201L146 200H141L140 199V201L141 202H138V200H139V198H138V200L136 199V201H137V204H136V206H135V208L137 207H139L138 209L141 211V209L143 208V205H144V202H148V204L150 203V205L148 206V204H146L145 203V206L147 205V207H151V208H149V209H147L148 211L150 210V209H152V206H155L156 208H154L155 210H156V213L158 214V211H159V214L158 215H162L163 213H165L166 215L168 214L169 215V213H168V211L166 212V209L168 210V208L170 209V207L169 206H167L166 204H164L166 201H167V204H168V200L167 199H169V201H173V202H175L178 198H177V196H175V195H173L174 193H172V192H170V193H168V191H165L166 193H164V191L162 192L160 189H158V186H157V188H155V187H152V186ZM49 189H48V188ZM65 187V188H64ZM108 187V188H109ZM215 187V188H214ZM227 189H226V188ZM48 190H47V189ZM58 188V189H57ZM64 188V189H63ZM69 188V189H70ZM88 187H86V189H87ZM90 188V187H89ZM95 190L97 189L96 188V184H95ZM99 188V187H98ZM104 189H105V187H103ZM120 188H118V189H120ZM152 188V189H151ZM155 188V189H154ZM175 188H177V186L175 187ZM217 188V189H216ZM224 188V189H223ZM68 189V190H69ZM81 189V188H80ZM100 189H101V187H100ZM117 189V193H115L116 195V198L117 197H120L119 199L120 200H124V199H122L121 198V194L123 193H126V191L124 192L123 190H121V191H123V192H121V191H119ZM134 189V188H133ZM151 189V190H150ZM212 189H216V190H212ZM242 189V190H241ZM245 189H247L246 191H244ZM82 190H84V189H82ZM81 190V191H82ZM90 190V189H89ZM91 190H94L93 189V187L91 186ZM90 190V191H91ZM94 190V191H95ZM138 190H137V188L135 189V191H133L132 192V195L134 194V192H136L135 194H136V196L138 195L139 197H140V195L138 194ZM152 190H155V191H152ZM156 190H159V191H161L162 193L161 194H158V195H154V193L155 194H157V193H160L159 191L157 192ZM225 190V191H224ZM250 190H252V191H254L253 193L251 192V194L252 195H250V196H246L245 197V194H247V191H250ZM6 191V192H5ZM73 191V192H72ZM89 191V192H90ZM93 191V192H94ZM100 190L98 189V192H99ZM216 191V192H215ZM229 191V190H228ZM244 191V192H243ZM72 192V193H71ZM84 192H85V190H84ZM87 193L86 194H88V191H86ZM92 192V191H91ZM103 193H105L104 191H102ZM119 192H121V193H119ZM213 192H215L216 193V195L215 194H213ZM5 195H4V194ZM74 193H76V192H74ZM76 193V194H77ZM81 193H83V192H81ZM95 193H97L96 191H95ZM94 193V194H95ZM102 193V194H103ZM113 193H111V194H113ZM129 192H127L126 194H128ZM144 193V195H142ZM146 193V194H145ZM150 193V194H151ZM172 193V194H171ZM178 193H180V191H178ZM84 194V193H83ZM93 194V193H92ZM109 194V193H108ZM120 196H119V195ZM122 194V195H123ZM126 194H124L125 196H126ZM167 194L169 195H171V197H170V195L167 197ZM182 194L183 193H181V196H182ZM248 194H250V192L248 193ZM247 194V195H248ZM5 196V198H4V196ZM96 196H98L97 194H95ZM118 195V196H117ZM123 195V196H124ZM129 195V194H128ZM127 195V196H128ZM149 195V194H148ZM164 196L165 198H164V201H163V198H161V196ZM3 196V197H2ZM83 197H82V199H81V197H80V199L79 200H82L83 201V198H85L86 200H87V198H86V196L85 195H82ZM85 196V197H84ZM91 195H89V197H90ZM94 196V195H93ZM92 196V200L95 198V197H93ZM108 196V195H107ZM112 198H113V196L112 195H110ZM115 196H114V198H113V200L115 199ZM122 196V197H123ZM135 195H134V197H136ZM137 196V197H138ZM162 196V197H163ZM175 196V197H174ZM181 196H179V197H181ZM218 196V195H217ZM217 196H216V200H217ZM251 196H253V197H251ZM88 197V198H89ZM103 197H105V196H103ZM102 197V198H103ZM111 197H110V199H111ZM130 197V196H129ZM157 197H159L158 198V200H161V201H159V202H161L162 204H161V206L159 207V205H160V203H158V200H157ZM244 197V198H243ZM259 197H260V195H259ZM4 198V199H3ZM78 198V199H77ZM98 198H99V200H100V198L101 197H99L98 196ZM98 198H96V200L98 199ZM101 198V199H102ZM146 198V197H145ZM161 198V199H160ZM175 198H176V200H175ZM246 198V199H245ZM66 200V201H64V200ZM84 199V200H85ZM106 199V198H105ZM126 199V198H125ZM174 199V200H173ZM244 199V200H243ZM252 199V200H251ZM257 199H259V198H257ZM61 200H63L64 202H66V204L65 203H62V202H60ZM95 200V201H96ZM118 200V199H117ZM116 200V201H117ZM127 200V199H126ZM216 200H215V205L217 206L218 204V201L216 202ZM226 200V201H225ZM254 200V201H253ZM262 200V199H261ZM2 201H4V202H2ZM81 201V202H82ZM94 201V200H93ZM115 201V200H114ZM113 201V202H114ZM233 201V202H232ZM246 201V202H245ZM61 203V204H63V205H61V204H59V206H61V207H59V206H57L58 204L57 203ZM84 202V201H83ZM101 202V201H100ZM103 202V201H102ZM123 202V201H122ZM127 202V201H126ZM143 202V203H142ZM225 202V203H224ZM243 202H245V203H247V205L245 204L244 205V203ZM262 202V201H261ZM86 203V202H85ZM88 203H91V201L89 202L88 201ZM96 203V202H95ZM118 203V202H117ZM116 203V204H117ZM120 203V202H119ZM117 204V205H120V204ZM125 203V202H124ZM129 202H127V204H128ZM136 202H134V204H135ZM141 203V205H142V207H140V204ZM170 203V202H169ZM257 203V202H256ZM255 203V204H256ZM57 204V205H56ZM65 204V205H64ZM69 204H67L66 206H68ZM77 204V203H76ZM92 204V203H91ZM91 204H90V206H91ZM97 204V203H96ZM98 204H99V202H98ZM158 204V205H157ZM174 204V203H173ZM258 204H260V206H258ZM258 204H256L257 205V207H259V208H255V209H252L254 206H252V208L250 209V220H249V225H242V228L240 229V228H236L237 227V225H233V226H231V228L232 227H235V228H232V230L231 231H235L236 233H238V232H240L241 230H243L242 232H244V233H246V232H248V235H250V236H252L251 238H255V241L257 242V241H261V240H264V220H263V218L261 219L259 216H262L263 217V213L261 212V210H260V207H262V205L264 204V202H263V204H261V203H258ZM71 205V204H70ZM70 205L68 206V207H70ZM74 205V207H76L75 206V204H73ZM84 205V204H83ZM95 205V204H94ZM112 205V204H111ZM110 205V206H111ZM115 205V204H114ZM116 205V206H117ZM138 205V206H137ZM162 205L164 206L163 208H162ZM166 205V206H165ZM98 206V205H97ZM114 207L115 209L118 207ZM127 205H125V207H126ZM226 206V207H225ZM72 207V206H71ZM95 208H96V205L94 206ZM112 207V206H111ZM121 207H122V205L120 206V207H118L119 208V210H118V208H117V212L119 213V215H120V217L118 216V214H117V212H116V215H117V217H119L118 219L120 220L121 218L123 219L124 217H127L128 219H130V217H131V215H133V214H131L130 212V214L131 215H129V213H128V215H126L127 214V212H126V214H124V209L122 210L121 209ZM131 207V206H130ZM219 207L217 206L216 208H217V211H218V209H219ZM222 207V208H221ZM229 207V208H228ZM237 207V206H236ZM73 208V207H72ZM86 208V209H87ZM104 208V207H103ZM123 208V207H122ZM132 208V207H131ZM135 209V210H137V212H139L140 213V211L138 210V209ZM159 208H161V209H163V211H161V209H159ZM224 208V209H223ZM248 208H249V206H248ZM248 208H247V210H248ZM89 210H92V209H90V208H88ZM97 209V208H96ZM95 209V210H96ZM113 209V208H112ZM127 209V208H126ZM129 209V208H128ZM144 209H146L145 207H144ZM144 209H142L143 211H144ZM159 209V210H158ZM231 209V208H230ZM228 210V211H231V213H232V210ZM105 210V209H104ZM121 210V211H120ZM146 210V211H147ZM158 210V211H157ZM172 210V209H171ZM181 210V211H180ZM214 210V209H213ZM107 211V210H106ZM121 213H120V212ZM126 211V210H125ZM128 211V210H127ZM142 211V212H143ZM147 211V212H148ZM151 212H149L150 213V215H151V213H152V217H154V210L152 209V210H150ZM161 211V212H160ZM183 211V212H182ZM83 212H84V214H83ZM137 212L135 211L134 213H136L137 214ZM227 212V211H226ZM259 213V215H256V213ZM104 213H106V218H107V213H108V211L107 212H102V213H99V214H104ZM123 213V214H122ZM145 213V212H144ZM149 213H145L143 216L145 217V215H146V218H144L143 216H142V214L143 213H140V215L138 214L137 215V219H136V217H134L136 214H134V216H132V217H134L133 219L137 222V221H142L141 223H143V220L145 219V221L147 220L148 221V218H149V216L147 217V215L149 214ZM155 213V214H156ZM234 213V212H233ZM257 213V214H258ZM71 214L69 215V217L71 216ZM112 214V213H111ZM113 214H114V212H113ZM165 214H163L162 216H165ZM171 214V213H170ZM235 214V213H234ZM254 214V215H253ZM116 215H113L112 217H115ZM122 215L124 216V217H122ZM158 215H155L157 218H156V220H158L159 219V217L161 216H159L158 217ZM77 216V217H76ZM90 216V217H91ZM109 216V215H108ZM129 216V217H128ZM143 217L144 219H142L141 220V218H139V217ZM150 216V218H151V220L149 219V222L151 223V224H153V220H152V217ZM160 217V220L159 221H162V222H165V221H163L164 219H163V217ZM172 216V214L170 215V216H168V218L169 217H171ZM174 216V215H173ZM246 216V214H244L241 218H244ZM256 218H255V217ZM88 217H84V219L86 218V219H88ZM117 217H116V219H117ZM131 217V218H132ZM166 218H165V220L167 219L168 221H171V220H169V219H172V218H167V216H165ZM216 217V216H215ZM64 218V217H63ZM71 218H73V216H71L70 217V219ZM73 218V219H74ZM103 218L105 219V214L103 215ZM126 218V219H127ZM162 218V219H161ZM240 218V219H241ZM259 218V219H258ZM72 219V220H73ZM103 219V220H104ZM109 219V218H108ZM107 219V220H108ZM139 219V220H138ZM191 219V220H190ZM223 219H225V217L223 218ZM65 220V219H64ZM71 220V221H72ZM80 220H83V219H80ZM79 220V221H80ZM125 219H123V221H124ZM131 220V219H130ZM155 220V217H154V221L157 223V224H155V225H158V223H159V225H161L162 226V224H160V223H162V222H159V221H156ZM166 220V221H167ZM243 220V219H242ZM259 220V221H258ZM260 220H261V222H260ZM67 221H70V220H67ZM75 221V220H74ZM77 221H75L74 223H75V225L77 224ZM85 221H87L86 223H88V220H85ZM126 222H128L129 220H125ZM133 221V220H132ZM128 222V225L126 224V226H129L130 228H136V226H139L140 225V227H141V223H139V225H138V222L137 223H135V225L136 226H133L132 225V227L130 226V224H132V223H134V221L133 222ZM145 221H144V223H145ZM220 221V220H219ZM219 221H217V223H216V225L217 226H219L220 224V229H218L219 227H216L217 229H218V232H219V230H220V233H221V231L223 230L222 229V227H224V225L221 223V221L219 222ZM107 223H109L108 221H106ZM117 222V221H116ZM120 222V221H119ZM118 222V223H119ZM125 222V223H126ZM148 222V223H149ZM154 222V223H155ZM67 223V222H66ZM73 223V222H72ZM79 224V226H80V224H82V223H80V222H78ZM95 223V222H94ZM121 223H123V222H121ZM120 223V224H121ZM130 223V224H129ZM220 223V224H219ZM226 223H227V221H226ZM226 223H224V224H226ZM68 224H70V223H68ZM92 224V223H91ZM96 224V223H95ZM94 224V225H95ZM146 224V223H145ZM164 225L162 226V227H165V225H167V227H168V224H169V222H168V224H166V223H163ZM60 225L63 227L62 229L60 228ZM71 225V226H70ZM69 226H70V228H72V224H70ZM75 225H73V226H75ZM75 226V227H73V229H75V230H78L79 228V226ZM98 225V224H97ZM97 225H95V226H97ZM112 225V224H111ZM115 225V224H114ZM123 225V224H122ZM232 225V224H231ZM82 226V225H81ZM80 226V228L82 229V227L84 228V227H86L85 225L84 226H82L81 227ZM89 226V225H88ZM92 226V225H91ZM150 226V225H149ZM147 227V228H151V226L150 227ZM153 227H154V225H152ZM93 227V226H92ZM101 227V226H100ZM111 227V226H110ZM118 227V226H117ZM142 227H144L143 225H142ZM157 228H159V226H156ZM166 227V228H167ZM214 227V226H213ZM77 228V229H76ZM87 228V227H86ZM94 229L96 228V227H93ZM112 228V227H111ZM124 228H126L129 232H131V233H129V235H131L133 232L132 231H130V228H127V227H124ZM145 228H146V226L144 227V230H145ZM146 228V229H147ZM166 228H165V230H166ZM225 228H226V226H225ZM156 229V228H155ZM211 229V228H210ZM72 230V229H71ZM83 230V232H85L84 230H85V228L84 229H82ZM81 230V231H82ZM91 230V229H90ZM96 230H98V229H96ZM107 230H109V229H107ZM111 230V229H110ZM112 230H114V228H112ZM124 230V229H123ZM123 230L122 231H120V232H123ZM136 229H133V231L136 233V231L137 230H141L142 231V229H137L136 231H135ZM143 230V231H144ZM159 230V229H158ZM165 230H163V229H161V231L160 232H162V231H165ZM226 230V229H225ZM240 230V231H239ZM99 231V230H98ZM97 231V232H98ZM127 231V232H128ZM153 231V230H152ZM151 231V233H153ZM2 232V231H1ZM0 232V234H1V236H3L2 235V233ZM72 232H77V231H73L72 230ZM82 232V234H84ZM86 232H87V230H86ZM90 232V231H89ZM93 232H96V231H94L93 230ZM118 232V231H117ZM126 231L124 232V233H121V234H125V233H127ZM138 232V231H137ZM148 232V234H149V232H150V230H148L147 231ZM156 232L157 233H159L160 234V232H158L157 230L155 231V234H156ZM169 232V231H168ZM225 232V231H224ZM135 233H133V235L135 234ZM144 233V232H143ZM143 233H142V235H143ZM146 233V232H145ZM163 233V235H164V233H166V231L165 232H162ZM231 233V232H230ZM233 233V232H232ZM236 233H233V234H236ZM73 234V233H72ZM80 234V233H79ZM113 235H114V233H112ZM128 234V233H127ZM136 234H138V233H136ZM158 234V235H159ZM223 234V233H222ZM228 234V233H227ZM92 235V234H91ZM94 235V234H93ZM95 235H96V233H95ZM101 235H103V233L101 234ZM105 235V234H104ZM103 235V236H104ZM106 235H108V232L106 233ZM106 235L104 236V239H103V237H102V240H103V242H102V240L101 239H99V240H101V242L102 243H104V240L106 241V242H108V241H110V240H108L107 241V239H109L110 237L108 236L107 238H105L106 237ZM111 235V234H110ZM116 235V234H115ZM138 235H140L141 236V233L140 234H138ZM145 235V234H144ZM158 235L156 234V236H157V238L156 239H161L162 237H164L162 234V236L161 235H159V237H158ZM188 235H190V234H188ZM229 235V234H228ZM84 236H85V234H84ZM83 236V237H84ZM124 236V235H123ZM126 236H128V235H125V237ZM139 236V237H140ZM146 236V235H145ZM147 236H152V237H154L152 234H149V235H147ZM160 236H161V238H160ZM166 236V235H165ZM207 236V235H206ZM207 236V237H208ZM221 235H219L218 237H220ZM232 237V239H233V236L234 235H231ZM77 237H78V235H77ZM79 237H81V236H79ZM116 237V236H115ZM115 237L113 236V238H114V241H115ZM130 238L129 239H132V235L131 236H129ZM134 237H136V236H134ZM143 237V236H142ZM169 237V236H168ZM209 237H211V236H209ZM87 238H88V236H87ZM97 238H99V237H97ZM144 238V237H143ZM146 238V237H145ZM93 239V238H92ZM139 239V238H138ZM140 239H142V238H140ZM151 239V238H150ZM153 239V238H152ZM155 239V238H154ZM212 239V238H211ZM215 239V238H214ZM78 240V239H77ZM82 240H83V238H82ZM85 240V239H84ZM88 240H89V238H88ZM87 240V241H88ZM112 240V239H111ZM133 241H135L134 240V238L132 239ZM166 240H168V239H166ZM166 240H164V241H166ZM210 240V239H209ZM208 240V241H209ZM213 240V239H212ZM212 240H211V242H212ZM223 240V239H222ZM233 240H236L235 238L233 239ZM81 240L79 239V242H80ZM98 241V240H97ZM114 241H113V243H114ZM128 241V240H127ZM137 241H139V240H137ZM147 241H149L148 239H147ZM151 241H153V240H151ZM151 241H149V243L148 244H151L152 245V243H150ZM157 241V240H156ZM217 241V240H216ZM237 241V240H236ZM236 241H231L232 243L233 242H235L236 243ZM141 242H143V241H141ZM144 242H145V244H146V241L144 240ZM158 242V241H157ZM205 241H203V243H204ZM238 242V241H237ZM94 243H96V242H94ZM109 243V242H108ZM110 243H111V241H110ZM131 243V242H130ZM135 243H136V241H135ZM156 243V242H155ZM213 243V242H212ZM239 243V242H238ZM82 244H83V242H82ZM97 244V243H96ZM115 244V243H114ZM117 244H119L118 242H116V245ZM121 244H122V240H121ZM134 244V243H133ZM132 244V245H133ZM138 244V243H137ZM147 244V246L149 247V245ZM154 244V243H153ZM157 244H159V243H156V245L155 246H158ZM164 244V243H163ZM162 244V245H163ZM209 244V243H208ZM74 245H75V247H74ZM89 245V244H88ZM95 245V244H94ZM100 245V244H99ZM99 245H98V247H99ZM123 245V244H122ZM131 245V246H132ZM263 245H264V243H263ZM262 245V246H263ZM82 246V245H81ZM83 246H84V244H83ZM120 246V245H119ZM139 246H140V244H139ZM138 246V247H139ZM144 246V245H143ZM153 246V245H152ZM152 246H151V248H152ZM166 246H168L169 247V245H166ZM205 246V245H204ZM78 247V248H79ZM85 247V246H84ZM103 247V246H102ZM107 247V249H108V245L106 246ZM106 247H105V249H106ZM117 247H118V245H117ZM160 247H163V246H160ZM209 247V246H208ZM207 247V250L209 249ZM83 248V247H82ZM89 248H91L92 249V247H89ZM97 248V247H96ZM119 248V247H118ZM141 248H142V246H141ZM140 248V249H141ZM144 248V247H143ZM201 248V247H200ZM217 248V247H216ZM85 249V248H84ZM83 249V250H84ZM86 249H88L87 247H86ZM123 249H124V253L123 254H125V248L123 247ZM132 249H135V250H133V251H136V249L137 248H135V247H132ZM140 249H137V250H140ZM145 249V248H144ZM143 249V250H144ZM154 249H156V251L154 250ZM154 251L156 252V254H158V256H161V254L162 253H164V252H161V253H159L158 252V249L156 248V247H154ZM202 249V248H201ZM103 250V249H102ZM108 250H110V248L108 249ZM113 250V249H112ZM118 250H120V249H118ZM142 250V251H143ZM149 249H147V251H148ZM151 250V249H150ZM163 251V249H160V251ZM168 250V249H167ZM50 251V250H49ZM107 251V250H106ZM152 251V250H151ZM164 251H165V249H164ZM202 251V250H201ZM205 251H206V249H205ZM77 252H81V251H77ZM86 252V251H85ZM92 252V251H91ZM105 252V251H104ZM109 252V251H108ZM111 252V251H110ZM137 252V251H136ZM150 252V251H149ZM155 252H153L152 251V253L153 254H155ZM202 252H204V250L202 251ZM84 253V252H83ZM113 253V252H112ZM122 253V252H121ZM138 253V252H137ZM145 253H148V252H146L145 251ZM145 253H144V259L146 258L145 256ZM211 253H213L212 251H211ZM53 254V253H52ZM79 254V253H78ZM77 254V256H75V257H77V258H79L80 259V255H78ZM85 254V253H84ZM88 254V253H87ZM101 254V253H100ZM100 254H98V255H100ZM103 254H105V253H103ZM107 254V253H106ZM111 253H109V255H110ZM127 254V253H126ZM139 254H140V252H139ZM149 254V253H148ZM150 254H151V252H150ZM149 254V255H150ZM160 254V255H159ZM196 254H197V252H196ZM199 254V253H198ZM197 254V255H198ZM89 255V254H88ZM91 255H93V254H91ZM108 255V254H107ZM118 255H120V254H118ZM136 255H138V254H136ZM141 255V254H140ZM211 257H214L215 258V256L213 255V254H209ZM86 256V255H85ZM102 256V255H101ZM103 256H105V255H103ZM114 256V255H113ZM126 256V255H125ZM125 256H122V258H124ZM141 256H143V254L141 255ZM201 256V255H200ZM42 257H43V255H42ZM47 257V256H46ZM49 257V259H50V256H48ZM52 258H54L55 256H51ZM97 257H99V256H97ZM112 257V256H111ZM150 257H152V254L150 255ZM157 257V256H156ZM155 257V258H156ZM203 257H205V256H203ZM209 257V256H208ZM51 258V259H52ZM72 258V259H71ZM76 258V259H77ZM84 257L82 256V258H81V260L83 259ZM103 258V257H102ZM106 258L107 257H105L104 259L106 260ZM122 258H120V261H122ZM138 258V257H137ZM147 258H149V257H147ZM157 258H160V257H157ZM156 258V260L158 261V259ZM169 258V257H168ZM198 258V257H197ZM196 258V259H197ZM213 258V259H214ZM41 259H43V258H41ZM75 259V258H74ZM93 259V257L91 258V256H90V261ZM112 259V258H111ZM113 259H115L114 257H113ZM134 259V258H133ZM139 259V258H138ZM140 259H142V258H140ZM139 259V260H140ZM161 259V258H160ZM212 259V258H211ZM212 259V260H213ZM80 260V262H79V264H81V263H83L82 261ZM87 260H88V257H87ZM98 260H100L99 258H98ZM103 260V259H102ZM102 260H100V261H102ZM117 260H119L118 258L116 259V261ZM147 259H145V261H146ZM151 259H149V261H150ZM156 260H154V262L156 261ZM166 259L164 258V261H165ZM207 260H209V258L207 259ZM75 261V260H74ZM89 261V262H90ZM108 261V260H107ZM110 261H112V260H110ZM123 261H124V259H123ZM135 261V262H134ZM133 261V263H135V264H138L137 263V259H135ZM144 261V262H145ZM148 261V262H149ZM152 261H153V258H152ZM150 262L151 264L153 263V262ZM172 260H170L169 262H167V263H170ZM204 261H206V260H203V262ZM43 262V261H42ZM98 262V261H97ZM103 262V264H105V261L103 260L102 261ZM115 262V261H114ZM118 262V261H117ZM125 262V261H124ZM124 262H122V264L124 263ZM208 262H210V261H208ZM212 262V261H211ZM215 262V260H213V263H209V264H216V262ZM53 263V262H52ZM51 263V261H50V264H52ZM74 263H76L77 264V262L75 261V262H73V264ZM99 263V262H98ZM107 263V262H106ZM111 263V262H110ZM164 263V262H163ZM165 263H166V261H165ZM206 263V262H205ZM43 264H44V262H43ZM59 264V263H58ZM92 264H94L93 262H92ZM100 264V263H99ZM121 264V263H120ZM146 264V263H145ZM147 264H149V263H147ZM156 264V263H155ZM158 264V263H157ZM207 264V263H206Z\"/></svg>",
    "mask_w": 264,
    "mask_h": 264
}]
</instances>
